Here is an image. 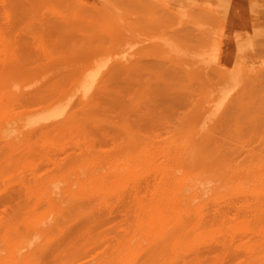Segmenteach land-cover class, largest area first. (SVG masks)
<instances>
[{
    "label": "rangeland",
    "instance_id": "1",
    "mask_svg": "<svg viewBox=\"0 0 264 264\" xmlns=\"http://www.w3.org/2000/svg\"><path fill=\"white\" fill-rule=\"evenodd\" d=\"M7 1H8V4L3 5L4 3H7ZM12 1H14V3H12ZM15 1L16 0H0V2H1L0 4L3 3L2 4L3 6L0 5V9H2V10H0V12H1V14L3 13L4 16H5L4 17L3 15L0 14L1 16H3V17H0V20H1V22L4 20L3 21L4 24L7 23L5 25L2 24L3 22L1 23V26L4 25L5 29H2V27L0 26V31L4 34V36L6 35L5 36L6 38H8V37L11 38V39L8 38L9 40H13L15 38V40L20 39V41H21V39L22 40L25 39L24 41H26V38H27L28 41H31L33 39L30 42V46H31V43L33 44V42H34L35 36H37V34H35V32L38 33L40 31H43L42 27H39V22H41V20L43 22H46L45 20L48 19L47 21L49 23V20L51 18L50 13L48 11H45L46 9H44V10L42 9V4H44L42 1H44V0H38V1L37 0H24L25 2L23 0H19L20 2H22V4H20L22 6L21 8H19L20 7L19 3H18V7L16 6L17 4H16ZM36 1H37V5L34 3ZM45 1H47V0H45ZM58 1L57 0H50L49 6L55 8V9L61 7L60 9H62L63 5L65 4V1L63 0L64 3H61L63 1H60V0H58ZM77 1H78V4L77 3L76 4L78 5L79 9H84L85 7L86 8L90 7V9H88V11H86V12H83L85 10L82 11V13L84 15H87V18L89 20L90 19L97 20L98 23L101 26L108 27L109 29H114V28L117 29V28L123 26V28H122L123 31H124L123 33L124 34L126 33L123 37H128V38L127 39L124 38L123 42L120 43V44L113 43L112 41L109 40V42L102 48V50L100 48L99 49H95L94 48L92 53L90 54L91 56H87L85 59H80L79 58V55L80 56L82 55L81 54L80 45H74L76 47H72L73 45H64V48L56 47V46L52 47V48L49 47L50 48V50H49L50 57L48 56V57L44 58L43 60L38 58L39 59L38 60L36 58L37 57L36 56L35 59H34L35 54L37 55V51H34V52H36V53H34L33 50H29L30 55L28 56L27 54L29 52H27V49H26L27 46H28V44H27V46H25V48H24V49H26V51L25 50L24 51L27 53V54H24L26 56L25 61L28 63V62L31 61L32 58H33L32 60H34V61H31V64H29V65L26 64V62L25 63L23 62L24 63L23 64L24 68H23L22 73L15 74L12 77L11 76L10 77L7 76L5 78V81H4V85L5 86H4V88H6V87L7 88L4 89V90L6 91V93L8 92L7 93L8 96L13 94L12 92H14V91H15L14 93L18 94L17 96L19 98H21L23 96V94H24V96L27 94L21 100L25 102L26 98H28L27 99V103H28L30 98H31V95L33 94V92L35 93L37 90H39V88L42 85H43V90H44V88L46 90V88H47L46 86H48L47 91L49 90L48 91L49 94L46 91H44V93H43L44 99L43 100L48 103L49 99L51 100L50 102H52V101H54L56 99H59V98H61L60 100L63 99L62 102L60 101V103L62 105H60V103L58 102L59 100L56 102V104L58 103V105L60 106V107L58 106V109L60 108V109L64 110V112H66V114H67V112L68 113L70 112L71 114L69 113L68 115L72 116V114H76V113H74L75 110H76V112H77V110H79L77 107L78 106L80 107V105H78V103H79L78 101L79 100L77 101V99H79L78 95H79L80 91H78V90H76V88L72 87V81L76 82L78 77L84 71L87 72V69H88L89 66L91 67V66H94V64H97V67H98V66L101 65V70H103V72H104L109 67L111 62L115 61V59L117 57L121 56V54H122L121 52L125 48H128V50L131 51V52H134V51L138 52V51H142V50H147L148 48L153 47V46L158 47V44H163L164 53L166 51L165 54H167V51H168V53L170 54V57L172 59H174V60L179 62V65H180L181 69H186V67L189 68V65H190V66H192L191 69L195 70L197 72V73L192 74V76L194 78V85L191 87V90H192L193 94L195 95V98L197 99V101H194V104H190V106L188 105V106L185 107L186 110L188 108L191 109L190 112L192 110H195V115L192 116L189 113L188 120H186L185 122H181V123H177L176 119H175L173 121V123H175V124L168 123L169 124L168 126L165 125L168 128L167 129L161 128V129H159V132H158L157 128L154 129L152 127H150V128L149 127H144V126L138 124V121H136L135 126H138L140 128L139 129H134L135 131H132V132L129 133V131H127L125 129H122L121 125H122V122H126V120L134 122L133 120H134V118L136 116L132 119V113L133 112H130V111L129 112H124V111H121V110H115V109H112L109 105H105L103 107V105L106 103V101H105L106 98H101V99H99V101L101 103V106L99 108V113L101 114V116L105 117L106 120H102V122H101L100 118L102 119V117H100V115H97L93 119L89 118L88 117V110L85 109V108H84L83 111L80 109V111L82 112V114L87 113V114H85V116L87 115L86 117H88L87 119H89V120L83 119L85 116L83 115L84 116L83 117L82 114L79 111L76 114L78 116L75 115L76 118L73 115V117H74V118L72 117L73 119L72 118H69L70 120L68 118L64 119L63 121L66 122V120H67V123L62 122V124H66V126L69 127L68 130H70V131L72 130L73 132H75V134H73V132L66 131L67 130L66 126H65L66 128L62 127V128H65V131H63L64 133H62L60 131L61 135L59 134L60 136L57 137L56 142H54V143H56V145H54V143H50L49 144V145H52V146H49V151L51 150L50 153L48 152L49 153L48 154L49 158L46 157L45 159L39 160L36 163L35 166L37 168L36 171L38 172L37 175L46 176V173L49 172V171H52V170H54V171H57V170L61 171L62 170V172H63L64 166L67 163V165L69 167L66 165L67 167L65 166L64 172H66V171L68 172V171L71 170L74 173V174L73 173L69 174L70 178L73 179V178L81 177L82 179L84 178L83 180H86V179H88V177H90L93 174L108 173V175H111L114 170H117V169L121 168L122 166H126V165H131L132 166L133 165L132 167L134 169L136 168L137 171H139L141 175H139L140 176L139 178L131 176V180L128 181L130 184L141 182L140 184L142 186H149L150 185L149 183H151V185H150V187H151V186L156 185L157 181L158 182L162 181L164 184H165V182L168 183L170 181L168 185H171V183H172V185L174 184L175 187H177L179 183H180L179 186L183 183L182 185H185V187H186L187 185H193L195 183L193 181H196V183L194 185L197 186V184L200 182L198 184V186H205V185L207 186L208 185L207 187L210 188L209 192H210L211 196L209 195V192H208L207 195H206V193H205V195L203 194L202 198H200V199L204 198L205 201L208 200L210 202L211 200L215 199V197H216V196H213L214 198L209 199V198L212 197V195H215V194L218 195L220 193L219 196L221 197L222 196L221 192H223V193L226 192L225 195H224V200L223 201L225 202L224 204L228 203L225 200V196L227 195V196L230 197V198L228 197V199L226 198L230 202V204L228 203V205H225L223 207L224 204L222 203L220 205L222 207H220L219 204L222 202V198H223V196H222V198H220L221 202H219L218 200H213L214 201V203H213V201H211L212 202L211 207H213V208L211 209V207H210L209 211H211L213 209H214V211H211V212L208 213L207 211H205V210H207L205 205L202 206L203 202L199 203V202H201V200H198L199 197L196 198V199L193 198L194 199V201H193L194 203H197V205L202 204L201 207H205L204 212H206V213L203 212V209H204L203 208L202 212L204 213L203 214L204 216L202 217V215H201L202 213H198L197 212L196 208H198V207H195V208H193L191 210V212H190L191 214L190 215L192 216L193 214H196L197 216L195 215L196 216L195 218H197V217H199V215H201L199 218L202 221L203 225L208 220L211 221L212 219L215 220L217 218V220L213 221L214 223L211 222L212 223L211 224V229L216 227V233L218 232V235L216 233L215 234L217 235V238L218 237L221 238V239H218V242L216 241L217 239H216V235H214V232H211V236H208V237H206V236H196V235H194L192 237V234H191V236H188V237H184L183 236V237H179L177 239H174L175 241L173 239H171V240H173V243H170V244H171L172 247L175 245L173 247L174 250L172 249L170 244H166V243L163 244V245L161 244L162 247L158 246L157 248H151L153 246H156V244H154V243H156L157 241H160V240H152V241H150V239H147L145 241L144 239H140L141 241L143 240L142 241L143 245H135L134 248L130 252L128 250H126L125 252H122V250H119V253H118V250L115 248V245L117 246L118 241H119L118 238L120 237V236L118 237L117 235L120 234V233L122 234V230L120 229L118 224L121 223V220L123 219V217H121V219H120V216H123V214L121 213V215H120V212H119V215H118V213L115 212L113 214V216L111 217V215H109L108 213L106 215L105 211L99 210L98 212L100 214L102 212L105 213V216L103 214H101L103 217H105V219H103V224H102L104 227L102 225H98V227H99V229H98L97 226H95V228L93 226L92 230H93V232L96 230L97 231L96 233L95 232L91 233L90 232V231H92L91 229L85 230V231L82 230V226L84 224V222H83L84 219L81 218V221H79V222H77L78 220H75L76 222H73L75 226H73L72 225L73 223L70 222L69 223L70 229L68 231H70V230L71 231L69 232L68 236L63 238V240L65 239L64 241H66L67 240L66 238L68 237V239H70L69 237L71 235V240L70 241H72V242L70 243V241L68 240V243H70V246L67 243L68 244L67 246L69 248L72 246L71 249L64 248V246H66V244L64 245V241L62 240V237H60V236L59 237L58 236H53L55 239L56 238L58 239V240L56 239L57 242H55L57 244L54 243L57 246H55L53 244V242L55 240L53 237L50 238V241L51 242L53 241L52 242L53 246L50 245L51 243H50L49 239L47 240L46 238H44V239H46L48 241L47 244H49L51 246L50 247L51 250L49 248L50 252H48V250H46V251L43 252V255H42V252H41V256H40L39 254L35 253L37 250H38V252L40 250L38 248H36V246H34L37 250L35 249L36 250L35 251L34 247H32L33 251L30 252L32 254H29L28 257H27L28 259L24 260L23 263L22 262H20V263L21 264H25L27 261L30 262L31 259L33 260V259L37 258L36 255H39L41 257L40 258L38 256V258L36 259L37 261L35 260V262H38V263H35L34 261H31L30 264H33V262H34V264H40L39 263L40 259L42 260V261L40 260L41 264L42 263L44 264V261L47 262V263L45 262V264H52V262H53V264H59V263L55 262L54 259H56V261H61V260H59L60 258H63L62 259L63 261H61L62 263L63 262L64 263L65 262H69V263H65V264H76V263L77 264H95L96 262H97L96 264H106L107 262H109L107 264H111L110 262H112V264L113 263L115 264L116 263L115 261H117L118 258H119V260H118L119 262H117V264H120V262H121V264H135V263L136 264H142V262H144L143 264H147L148 262H149L148 264H150L151 262H155L156 263L157 261L159 262L158 264H164L165 262H166L165 264H173V263L175 264L176 260H178V262H179V263L177 262L178 264H182V263L183 264L184 263L185 264H189L188 260L191 263L192 259L196 260V261L200 260V261H197V264H198V262L200 264L201 261L202 262L207 261L208 262L207 264H211L212 262L209 263V261L216 259L217 261H215V262L219 263L218 260L220 258H222V260L225 258V260L227 259L226 261H228V262H225V260H223L219 264H227V263H229V264H244L246 262V260H248L249 264H251L250 262H252V264H254V263L255 264H257V263L259 264L260 262L264 261V259L261 258L262 256L264 257V253L260 254V252H259V249L263 248V245H264V240H263V238H264L263 234L264 233H261V231H258V232L254 231L256 226H255V228H253L254 226L252 224H254L255 221H250V222H254V223L251 224L253 227H251V225L248 223L253 231L248 226H245L246 228L244 227L245 230H243V232L240 231L242 229V227H243L242 226L243 223L241 221L242 220L241 217L244 218L245 216H247L248 218L245 217L246 218L245 220H248L249 216L252 215L251 213L255 212L256 208H254V207L250 208L249 206H252L254 204V203L252 204L251 201L255 200V197L259 196V194L255 192L256 196L254 195V198H253V195L250 194L252 192L248 191L249 192V194H248V192H245V193H244V191L238 192V191L233 190V188H231V187H234L231 184L236 183V180H237L236 178H237L238 174L241 173V170H242V173H241L242 176L240 175V177H238V178L242 177V178H244L246 180L245 176L248 177V173H250L252 176L253 175L254 176L257 175L256 178H254V176H253L252 180H251V178L250 179L247 178V181H246L247 182L246 183L247 186L248 185L251 186L250 181L254 182L253 180H256L254 182V187H257L259 184L262 185L264 183V0H96V1L95 0H77ZM31 2L34 5H36V6L34 7ZM39 3H41L40 4L41 6L38 5ZM25 4L28 7L25 6ZM6 5L10 6V7L7 6V8L9 10L6 9ZM1 6H2V8H1ZM24 6H25V8H24ZM3 7H5V8H3ZM26 7H27L28 10L31 7L32 8L30 9V11L27 12ZM36 7L39 8V9H37ZM10 8H15V9H10ZM22 8L24 9V11H23ZM35 8L37 10H39L40 12H38ZM34 9L36 11H34ZM41 9L43 10V12L41 11ZM3 10H4V12H3ZM14 11H16V13L17 12L18 13L16 14V13H14ZM31 11H32V13H31ZM33 11H34V13H33ZM24 12H26V13H24ZM29 12H30V14H29ZM35 12L36 13L38 12V13L36 14ZM12 13L15 14L14 17L11 15ZM32 14H34V15H32ZM11 17H13V18H11ZM45 17H46V19L44 20ZM7 18H9V19H7ZM10 19H12V20L14 19L15 21L14 20L11 21ZM9 21H11V23L13 22L12 24H14V23L16 24V25L14 24V26H13L14 28L11 30V31H13L12 33H10L11 31L9 32V30L11 29L10 28L11 26H9V23H10ZM11 23H10V25H12ZM6 25H8V27ZM4 26H3V28H4ZM5 30H6V33H5ZM14 32H15V35L19 34L20 36L17 35V37L18 36L19 37L16 38L15 35L14 36L12 35V37H10L11 36L10 34H14ZM44 34H45V32H44ZM7 35H10V36H7ZM45 36H47V35H45ZM24 37H26V38H24ZM29 37H31L30 38L31 40L29 39ZM55 40L56 39L53 38L51 42H54ZM17 41H19V40H17ZM24 41H21V42H24ZM34 46L35 45L33 44V46H31V47H34ZM83 47H85V46H83ZM30 48H28V49H30ZM174 48H175V50H173ZM0 49L1 50L3 49V45L1 44V41H0ZM31 49H33V48H31ZM60 49H62V50H60ZM177 49H179L180 52H177L176 51ZM31 51H32V53H34L33 54L34 56H31V54H32ZM207 55H210L211 57L207 56ZM201 56L203 57L204 61L208 60L209 61L208 63H210V64H208V66L206 68L204 67L206 70L203 67H201L203 65L202 63L204 62V61L202 62L201 61L202 59L199 58ZM28 57H30V58L32 57L31 59L29 58L30 61H28V59H27ZM214 58L216 60H218V61L223 62V63H218V61H217V63H214L215 62ZM198 59H201V60H198ZM210 59L211 60L214 59V62L212 61L214 64L212 62H210L211 61ZM41 60H42V62H41ZM51 60L54 62L52 64L53 66H51V62H52ZM54 60L56 62L60 60V63L59 62L56 63ZM34 62H36L37 64L35 63L34 66H33ZM38 62H39V64H38ZM40 62H41V64H40ZM186 62H188V63H186ZM189 62H191V64ZM194 62H195V65H194ZM217 64H220L221 66L220 65L217 66ZM38 65H39L40 69H39ZM54 65H56V66L59 65V66H62V68H64V67H66V68L64 70H62V68H61V70H60V67L58 66L59 68H55V70L57 69L56 72L53 71V69L51 68L50 69L51 73H47V72H49V71H47V70H49V67L50 66L54 67ZM26 66H28V67H26ZM45 66H47V67H45ZM196 66L198 67V70H197ZM41 68L43 70H45V72L47 73V76H46V73ZM193 68H196V69H193ZM224 68L228 69V71H223ZM152 69H154V68H152ZM203 69L205 70V72H204ZM59 70H60V72H62L61 74L64 75V76L61 75L59 77L60 78L61 77L62 78L65 77V78H67L66 79L67 81H65L64 79H63V81H61L62 79L59 80V78H57L58 75L60 74L58 72ZM40 71H43L44 73L41 72V74H45V75L41 76L40 73H39ZM63 71L64 72H68V73H66L67 75L64 74ZM54 72H55V74L57 73V75H55ZM17 75H19L20 79L19 78L17 79V77H18ZM65 75L68 76V77H66ZM206 75H208V76H206ZM39 76L42 77L43 80ZM14 77H15V79L17 81L14 79ZM33 77L35 79H38V80L41 79L40 81L41 82L43 81V82L41 83L38 80H36V82H35V79H34V83H33L32 82L33 80H31V79H33ZM49 77H52V80ZM73 77H75V78H73ZM10 79H11V82H12V79H14L16 81V82H12V83H15V84H13V86L11 85L12 83L10 84ZM48 80L51 81L50 82L51 85L48 83L49 82ZM57 80H58V82H57ZM64 81H65V83H64ZM69 81H70V83H69ZM31 82H32V84H30ZM46 82H47V84H46ZM16 84H19V85L17 86ZM44 84H46V85H44ZM48 84L50 86L53 85V87H49ZM22 85L23 86L27 85V86L23 87ZM64 85L66 86V89L64 87H63L64 89L62 88V86H64ZM58 86L61 87V88H59ZM34 87H36L37 90ZM70 87H71V89L74 90L73 93L71 91H70L71 93H69ZM53 88H56V89H53ZM58 88H59V90H58ZM9 90L11 92H9ZM16 90L18 91V93L16 92ZM50 90L51 91L53 90V92L55 91L54 92L55 94L59 93L56 96V98H54L55 96L53 97V95L51 94L52 92L50 93ZM62 90H64V92ZM94 90H95V88L93 87V89L91 91L93 92ZM56 91H58V92L56 93ZM59 91H61V92H59ZM228 91H230V93L227 96L226 93H228ZM65 93H69L68 94L69 95L68 102L70 101L69 98H71V97L75 98V99L77 98L76 100L75 99L74 100L71 99L72 102L73 101L75 102L74 105H76V109L72 108V107H75V106H73L74 102L73 103L71 102L70 104H68V102H66L65 98H67V97H66ZM16 94H13V95L15 96ZM29 94H30V96H29ZM74 95H76V97ZM221 95L222 96L225 95L226 98H224L225 100L224 99L222 100V104L219 106V108H218L219 110L217 111V114L213 118H211V121L208 122V123H205L204 127H202V125H200L201 123H204V122L200 121L199 123L196 124L197 117L201 119L202 115L204 114L206 109L209 108L210 105H212L214 103V99L215 98L217 99V97L219 98ZM48 96H50V97H48ZM222 96H221V98H222ZM11 98H14V97L12 96ZM15 98H14L13 102L11 103L13 105L12 106V109H13L12 113L16 114V112H17L19 114L21 112V113H23V115L29 114V113H32V111L34 112V109H36L39 106L38 104H37L38 106H36V103H34L32 101V103H29V104H31L32 106L35 104L33 107L32 106L30 107L29 105L23 106V104H21V107H20L19 103H22V102L16 100L17 98L16 99ZM15 102H19L18 103L19 105L17 104L18 107L16 106ZM27 103L25 102V104H27ZM39 104H42V103H39ZM43 104H45V103L43 102ZM64 105H67V106H64ZM55 106H57V105H54L53 107H55ZM70 106H71L72 110L74 111L73 112L71 110L73 113L70 111ZM19 107L20 108L23 107V108L20 109ZM17 108H19L20 110L17 109ZM30 109H32V110H30ZM86 110H87V112H86ZM84 111H85V113H83ZM63 116H65V115H63ZM77 117L81 118L82 121H84L86 123L88 122V125H90L91 127H88V126L84 125L86 123H84V124L82 123V124H78L79 126L77 125V127H78L77 128L76 127V123H75L76 122L75 119L79 120ZM94 119H95L96 123H94ZM97 119H99V120H97ZM73 120H74V122H73ZM89 121H90V123H89ZM92 121H93V123H92ZM68 122H70V124H72V125L74 124L75 128H74V125L72 126V125L69 124V126H68L67 125ZM236 123H237V125H236ZM95 125H97L98 127L95 126ZM83 126H86V127H83ZM49 127L50 126L47 127L48 130L46 129L47 131H49ZM80 127L84 128L85 132H83V133L85 135L82 133L83 129L80 128ZM53 128L55 129V127H53ZM53 128H52V126L50 127L51 130ZM62 128L60 126L61 130H62ZM87 128H88V130H87ZM103 128H105L107 130L106 131L107 135H106V132H105V134L104 133L102 134V133L99 132V130L100 131L101 130L105 131V129H103ZM143 129H144V131H143ZM136 130H140V131H136ZM51 132L49 134L50 135L52 134L51 136H54L55 135V131L52 132V133ZM66 132L69 135L68 134L65 135ZM91 132H94L95 134L96 133L97 134L100 133L101 134L100 135V139L98 137H95V134H92ZM155 132H157V133H155ZM31 133L34 134L32 131H31ZM90 133H91V135H89ZM77 134H79V135H77ZM86 134L88 136H92L93 138L95 137L94 139L97 138L98 143H97V140L93 141L92 137L88 138V136H86ZM75 135L78 136V137L75 138ZM103 135L107 136V139ZM125 135H126V138L129 137V138H127V140H125V138H123V136H125ZM135 135H137V137H139V138H136ZM37 136L38 135H34V137L33 136L32 137H33V139L39 138ZM67 136H69V137H67ZM83 136L85 138H83ZM101 136H103L106 141L108 140V142H106L104 139H103L104 140V142H103V140H101V138H103V137H101ZM108 136H109V138H108ZM145 136L146 137L148 136L147 137L148 142L146 140L144 141ZM173 136H175L177 138H175ZM65 137H66V139H64ZM80 137H82L83 139L80 138ZM140 137L143 140L142 142L140 140ZM171 137H173L174 139L171 138ZM113 138H115V139H113ZM155 138H156L157 142L154 140ZM89 139H90V141L92 140L91 141V145H90V142L88 141ZM120 139H121V141H119ZM168 139L171 142H169ZM176 139H178V140H176ZM62 140H64V141H62ZM78 140H79V143H77ZM85 140H87L88 143ZM109 140H111L112 142L109 141ZM66 141H67V143H66ZM151 141H152V143H150ZM193 141L195 142V144H194ZM68 142H70L72 145H73V143H75V145L71 146V144L68 143ZM100 142H103V143L101 144ZM109 142H111V144L116 142V144H113L114 146L110 147L111 144ZM191 142H192V145H191ZM65 143L67 144L65 146L68 149L72 148L73 151H72V149L69 151L64 146ZM94 143H97V144H94ZM106 143H108V145L109 144L110 145L108 146ZM140 143H142V144H140ZM145 143L147 144V146L144 147ZM149 143L151 144V147H148V146H150ZM203 143H204V147H203ZM99 144H101L102 147L106 146L105 147L106 149L102 148ZM118 144H120V145H118ZM98 145H99V147H98ZM132 145H134L133 147H135V146L136 147L133 148ZM161 145H163V146H161ZM184 145L185 146L187 145L189 149L187 147L185 149ZM58 146H60V147L62 146L61 150L59 149ZM96 146H97L98 150L96 149ZM63 147H64V150L62 149ZM74 147H75V149H74ZM107 147H109V148H107ZM183 147H184V149H183ZM145 148H146V150H145ZM149 148H151V149H149ZM155 148H156V150H155ZM58 149H59L60 152L58 151ZM65 149H67V150H65ZM173 149H175V150H173ZM190 149H193V150H190ZM196 149L198 151L201 149L200 153L202 152L201 155H203L204 158L206 157L205 159L207 161H210V158H211V161H210L211 165L210 164H208L209 166L208 165L207 166L202 165V162L198 161V160H200V158H199L200 155L199 154H198L196 159L194 158L195 160H197L198 158L199 159L197 160V162L195 164L193 163L194 162V160H192L193 156H192V154L189 155V153H191L190 151H194L193 153H195V155H197L196 154ZM202 149H204L205 151H206V149H207V151L209 149V152L211 151V155H209V152H206V153H208L207 156L204 155L206 153H204L205 151H203ZM84 150H86V151H84ZM89 150L90 151L92 150L91 151L92 154H91V152ZM147 150H149V151H147ZM160 150H162V151H160ZM182 150L184 152H185V150L188 151V153H187V151L185 152V155L188 154L187 157H184L185 160L183 159V157L178 159V156H180V152H182ZM61 151H62V153H61ZM76 151L80 152V154L77 153ZM171 151H172V153H171ZM81 152H82V154H81ZM89 152H90V154H89ZM147 152L148 153L150 152L151 154L150 153L148 154ZM158 152H160V153L158 154ZM161 152H164V154L162 155ZM167 152H169V154L171 153L172 157L169 156L167 154ZM64 153H65V155H64ZM53 154H54V156H53ZM72 154H74V157H72ZM156 154L158 156L161 155L160 158ZM177 154H178V156H177ZM214 154H215V156H212ZM62 155H63V157H62ZM149 155H152V157L153 156L154 157L152 158ZM174 155H176V156H174ZM58 156H60V158ZM65 156H67V158H66L67 160L65 159ZM75 156H77V157H75ZM134 156H136V157H134ZM139 156H141L140 159H139ZM162 156H163V158H162ZM169 157H170V159L171 158L172 159L171 160L168 159ZM149 158L151 160H149ZM164 158H166V160L168 159L170 161L174 160L173 158H175V159L177 158L179 161L176 159L178 162H176V160H175V162L176 163L180 162V165L179 164L178 165L175 164V162H173V161H172L173 164L165 163L166 161H164L165 160ZM186 158H188V159H186ZM63 159H64V162L62 161ZM68 159H69V161L70 160L71 161L69 162ZM155 159H158V160L161 159L162 160V161L161 160L160 161H161V164H164V167H163L164 169H161L162 167L161 168L159 167L160 163L158 164V160L156 161ZM216 159H220V160H218L219 163L217 162ZM56 160H58V161H56ZM138 160H139L140 163L139 162H135V161H138ZM220 161H221V164H220ZM227 161H228V163H227ZM47 162H49V163H47ZM62 162L64 163V165H63ZM147 162H149V163H147ZM181 162L185 164V165L183 164L184 165L183 167H180L182 165ZM203 162H205V160H203ZM70 163L72 164L71 166H70ZM224 163H226V164H224ZM166 164H168V165H166ZM187 164H189V165L186 166ZM204 164H206V162ZM51 165H53V166H51ZM99 165H101L102 167L99 166ZM222 165L226 169L227 168L228 169L225 171V168H223ZM226 165L229 166V167H226ZM161 166H163V165H161ZM167 166L168 167L170 166L169 167L170 170L168 169ZM174 166H175V168H174ZM204 166H205V168L207 167L208 171L210 169L211 171L213 170L214 172H210L211 173L210 175L208 174V175H205V177H204V173L208 172V171L202 170L204 168ZM157 167H159V170L161 169L163 172L160 173L161 170L158 172ZM179 167H180V169H179ZM220 167H221V169H220ZM74 168H76V169L74 170ZM184 168H188V169H184ZM38 169H40V170H38ZM67 169H69V170H67ZM181 169L182 170L184 169L183 171H186L185 173H188L189 176H191L190 173L193 174L195 172L193 174L194 176L193 177L191 176L192 178L189 177L188 174L186 175L188 178L185 177V176H181V175H183ZM193 169H195V170H193ZM200 169H201V171H204V172H202L203 174L201 173ZM215 169H218L219 173ZM244 169H245L246 172L244 171ZM192 170H193V172H192ZM222 170H224V171H222ZM230 170H231V172H230ZM247 171H248V173H247ZM156 172H158V173H156ZM185 173H184V175H185ZM199 173H201V174H199ZM212 173H214V174H212ZM220 173L223 174L224 176L221 175ZM167 174H169V175H167ZM231 174L232 175L234 174L235 176L233 175V177H231L232 176ZM236 174H237V176H236ZM250 174H249V177H252ZM180 176L182 177V179H181ZM209 176H211V177L208 178ZM8 177H11L10 179L9 178L8 179L15 186V183H14V180H13L14 177H13V179H12L11 175H9ZM145 177H147L148 179L145 178ZM178 177H179V179L182 180V182L180 180H178ZM196 177H197V180H194V178H196ZM213 178H216L217 181L218 180L221 181V179H222V181H224L226 179L225 180L226 182L225 181L223 182L224 185H226L228 183V180L231 179V178L232 179L235 178L236 180L234 179L235 182H231L232 180H230L229 181V186H228V184H227V188L223 186V189H224L223 190L222 189L223 183L221 184L222 181L220 182V184H221V186H220L221 189H220L219 188L220 184L218 185L219 181L216 182V179H213ZM242 178L238 179V180L239 181L243 180ZM168 179H169V181H168ZM198 179H200L199 182H198ZM201 179H203V181H206L207 179H210L209 182H211L212 185L207 184L208 180L206 181V183L204 182L205 185L204 184L202 185ZM212 179L214 180V182L216 184H213L214 182L211 181ZM142 180H144L146 182V184ZM177 180L180 181V182H178ZM248 180H250V181H248ZM191 181L193 182V184L190 183ZM184 182H186V183H184ZM188 182H189V184H187ZM238 182H237V185L239 184ZM241 182H243V181H241ZM256 182L257 183L261 182V183H259L257 185ZM255 183H256L257 186L255 185ZM143 184H145V185H143ZM244 184H245V182L242 183V185H244ZM215 185L218 186L217 188L220 189L219 190L220 192L219 191L216 192L218 189L215 187ZM10 186L8 187L9 188V193H6V192H8V190H6L4 192L0 191V193L2 192L1 193L2 195L0 194V197L1 196L3 197L2 199H0L1 200L0 202L2 204L5 203L4 199H8L6 197L8 195L10 196L13 192H14L13 193L14 197H16V198L20 194L19 190L14 189V186L12 187L11 184H10ZM240 186L238 185L237 187L238 188H242L243 187V186L242 187H240ZM247 186L245 188H249L250 187V186L249 187H247ZM251 187H253V186H251ZM263 187H264V184L262 186L259 185L258 188H255V189L252 188L253 189L252 191H255L257 189L258 191L260 190L262 192L263 191L262 190ZM10 188H11L12 191L10 190ZM213 188H215L214 189L215 192H214ZM230 188L233 191H235V192L234 193H230L229 192V191H231ZM238 188H236V184H235V188L234 189H238ZM228 189H230V190H228ZM243 189L244 188H242V190ZM238 190H240V189H238ZM247 190H249V189H247ZM143 191H142V194H141V198H142V195L144 196V198H142V199H145V198L149 199V198L152 197V193H151L152 191L151 192L149 190H143ZM211 192H214V194L211 193ZM3 193H6V194L3 195ZM143 193L147 194V195L145 196ZM227 193H229L230 195H228ZM208 195H209V197H208ZM263 195L264 194H262L260 196H262L263 200H264V196ZM4 196H6V197L4 198ZM219 196H217V197H219ZM259 198H261V197H257V199H258L257 203H259V200H260ZM7 201L8 200H6V204L9 203V202L7 203ZM205 201H204V203L207 204V202H205ZM216 201H217V203L219 202V204H217L218 206L215 203ZM255 201H253V202H255ZM261 201H262V199L260 200V203H261ZM211 202H210V204H211ZM248 202L250 203L249 206H247L249 204ZM231 203H232V205H231ZM70 204L71 203H69V205H68V211H69V209L72 210L73 209L72 207H74L73 204L72 205H70ZM210 204H208V205L210 206ZM209 206L207 208H209ZM246 206L249 207V208L247 209ZM3 207H5V209ZM2 208L4 209L3 212L5 214V210L8 207H6L5 204L2 207L0 206V212H1L0 216H2L1 214H3L2 211H1V210H3ZM224 208L228 209L227 211H229L231 209L228 213H229V215H231L230 217L233 218V221H232V219L229 216H226L227 215L226 214L227 211ZM194 209H196V211ZM199 209H200V207H199ZM219 209H220V211H219ZM250 209L252 210L251 212L249 211ZM8 210H10V208L7 209L6 211H8ZM71 210L69 212H67V213L71 217H73L72 213H71ZM217 211H219V212H217ZM8 213H9V211H8ZM207 213L209 215L211 213L212 219H211V217L209 218V216H207L208 215ZM6 215H7V212H6ZM116 215H117V217H116ZM220 215L222 217L223 216L225 217V218H222V220L224 219L226 222L228 220V223L224 224V226L226 228L225 229L226 232L223 229V231H224L222 233L223 236H221L220 232H222L221 228H224V227H222L223 224H222V226L220 224H221V222L223 223L225 221L221 220V216ZM205 216L207 217V220H206V218L204 219ZM218 216L220 217L219 219H218ZM226 217L230 218L231 222H229V219H226ZM115 218H118V219H116L117 222L115 221ZM108 219H110V220L108 221ZM113 220L115 222H113ZM218 220H220L221 222L218 221ZM111 221L113 223H111L109 225L108 222H111ZM217 221L220 222V223H218ZM248 221H246V222H248ZM215 222L217 223V226L220 225L219 227H221V228L215 226L216 225ZM232 223H234V225H235V223H238V225L234 226ZM229 224L230 225L232 224L231 226H229L230 228L226 226V225H229ZM116 225L118 226V229H117ZM243 225H245V224H243ZM106 226H108V228L110 226H112V227H110L111 230H113L112 228L116 227L115 228L116 230L112 231L113 233L115 232L114 233L115 235L114 234H107L106 233L107 229H105L106 231L104 230L105 231V233H104V231H102V230H103V228H107ZM79 227H80V229H79ZM96 227H97L98 230L96 229ZM76 229H79V230L76 231ZM80 230L82 231V233H78ZM228 230H229V234L231 233L230 236L227 234ZM119 231H120V233H119ZM99 232L102 233V235H100L101 237L104 235L103 236L104 238L102 237L103 239L99 238V236H98ZM107 232H109V231H107ZM73 233H76V234H79V235L81 234L80 236L78 235L79 239H76L77 236H75L76 234H74V236H75L74 237ZM84 233L87 234L89 236V238H90V236H92V234H93V236H92V238H90L88 240V237L86 238ZM225 233H226V235H225ZM258 234L262 235V239H260L261 240L260 243H259V239H258V243L255 242L256 241V237L255 236H257V238L258 237L261 238V235L258 236ZM105 235L107 237H105ZM188 235H190V234H188ZM81 236H82V239L80 238ZM185 236H187V235H185ZM236 236H237V240H235ZM253 236L255 238V241H254V238H252ZM97 237L100 239L99 241L96 240V239H98ZM111 237H115L113 239H116L115 240L116 243H115V245H113V247H112V244H114V241H113V239H111ZM59 238H61V239L59 240ZM73 238L76 241H73L74 240ZM105 238H109V239H107L109 241H108V243L105 242L107 244L104 245L103 242H104V240H106ZM187 238H188V240H187ZM214 238L216 240L215 241L214 240L211 241ZM226 238L228 240H225ZM84 239H86V240H84ZM91 239H95L94 241L96 243L90 241ZM167 239H169V238H167ZM182 239H183V241H182ZM184 239H185V241H184ZM102 240H103V242H102ZM252 240L254 241V243L260 244V246L257 245L256 248H255V246H252V244H253L251 242ZM58 241L63 242L64 246L62 245V243H61V245H59ZM85 241H87L89 244L88 243H87L88 245H86V244L84 245L83 244L85 249L82 248V253L86 254V252H88L87 253L88 255L86 254L84 256L83 254H80L81 253V249L80 250H78V249L82 247L81 244L84 243ZM164 241L166 242V239ZM203 241L205 242L206 246H205ZM227 241H228V244H227ZM248 241H250V242H248ZM75 242H76L77 245L79 243V245H81V247L78 248L79 245L77 246L75 244ZM219 242H222V243L225 244V245L222 244L224 248L222 247V245ZM246 242H248V243L246 244ZM174 243H176V244H174ZM193 243L195 245H193ZM196 243H197V245H196ZM211 243H214L215 245L217 243V245L213 247L214 244H211ZM232 243L234 244V246H232L233 245ZM244 243L246 245H248V246L245 245L246 247H244V245H243ZM208 244H210L209 248H210V246H212V249L214 251L208 248V246H207ZM240 244H241V246H240ZM226 245H228V246H226ZM253 245H255V244H253ZM60 246H63V249H60L61 248ZM100 246H102V247H100ZM109 246H110V248H109ZM168 246H170L171 252L168 251V249H169L168 248L167 252H166L167 255H166L164 251L162 252V250H163V247L167 248ZM188 246L190 247V249L193 248L192 254L190 253L191 250L189 249ZM73 247H75V249ZM185 247L187 248V250H186ZM243 247H244V249H243ZM247 247H248V250L246 249ZM257 247L259 248L258 250H256ZM92 248H93L94 252H92V250H91ZM111 248H114V250H111ZM179 248H182V250L179 249ZM183 248H185V250ZM225 248H227V249L229 248L230 249V250L226 249L227 253L226 252L224 253V251L222 252V254L224 253L225 255H222V254L218 253L219 250L221 252V250H225ZM55 249H57L56 250L57 252L55 251ZM76 249L78 251H80V252L76 251ZM148 249L149 250L151 249L150 252H151V254H154V256L150 255V252H149ZM153 249H156V250L159 249L158 251H160V249H161V253H159L157 251V254L160 255L159 258L157 257L159 255H155L154 251H156V250H153ZM194 249H195V251H194ZM240 249H242L243 251H241ZM1 250H4V249L0 248V251ZM90 250H91V253H89ZM104 250H107V252H105ZM178 250L180 251L179 257H178V253H179ZM209 250H210V252H209ZM262 250H263L262 252H264V248ZM137 251H140L139 256H137L135 254V253H137ZM173 251H174V253H173ZM185 251H188L189 253L185 252ZM248 251H252V252L256 253V255H259V256H257V257L255 256L254 257V255H252V254L249 255V253H251V252H248ZM260 251H261V249H260ZM8 252L9 251H7V250L5 252L4 251L0 252V256L2 254H3V256L5 255L4 256L5 258H3V256L0 257V258L5 259V260L1 259L3 261H1L0 264H13L12 263L13 262L12 259H10V252L9 253ZM109 252H111L110 255H108ZM115 252L118 253V255L116 254V256H114ZM235 252H237V253H235ZM245 252H248V253H245ZM4 253H6V254H4ZM50 253H51V255L47 256ZM78 253H79L80 256H78ZM163 253L165 254L166 257L164 256ZM171 253H173V254H171ZM182 253L183 254L186 253L188 255V257H187V255L186 256L183 255L184 257L182 256L183 257L182 258L180 256V255H182ZM197 253H199V254H197ZM100 254H101V256H100ZM130 254L133 255L134 257L132 258ZM194 254L195 255L197 254V255L195 256ZM211 254L213 256H216V255L217 256L213 257ZM226 254H228V255L231 254L230 257H231V259L233 261H234V257L235 258L238 257V258H236V260L234 262L230 263L229 259H228L229 256L228 255L226 256ZM234 254H238V255L236 256ZM149 255L152 258H154V260L155 259H158V260L154 261ZM162 255H163V257H162ZM198 255H200V256L202 255L203 258L198 256ZM31 256H33V257L31 258ZM42 256H43V259H42ZM97 256H99V257H97ZM123 256L125 257V262H124V257ZM155 256L157 258H155ZM167 256H168L169 259L167 258ZM210 256H211V258H210ZM249 256H252V257H249ZM66 257H68V258L65 260ZM76 257L77 258L79 257V259H77V261L79 263L76 261ZM86 257H87V259H86ZM92 257H94V258H92ZM106 257H109V258H106ZM180 257L183 259L182 262H181V258ZM197 257H198V259H197ZM207 257L209 259H211V260H209ZM248 257L250 259H248ZM71 258H72V261L70 260ZM83 258H85L84 261L82 260ZM163 258H165V259H163ZM176 258H178V259H176ZM187 258H188V260H187ZM251 258L254 259V260H252ZM126 259H127V262H126ZM132 259H134V262H133ZM159 259H162V261L161 260L159 261ZM166 259H168V262H167ZM231 259H230V261H232ZM261 259H263V260H261ZM50 260L52 262H49ZM150 260H153V261H150ZM103 261H105V262L103 263ZM128 261H130V263ZM29 262H28V264H29ZM145 262H147V263H145ZM202 262H201V264H202ZM205 263L206 262H204V264ZM193 264H194V262H193ZM213 264H214V262H213ZM262 264H264V263L262 262Z\"/></svg>",
    "mask_w": 264,
    "mask_h": 264
},
{
    "label": "bare ground",
    "instance_id": "2",
    "mask_svg": "<svg viewBox=\"0 0 264 264\" xmlns=\"http://www.w3.org/2000/svg\"><path fill=\"white\" fill-rule=\"evenodd\" d=\"M24 1V0H23ZM38 1V0H37ZM37 1L36 2H34L36 5H37ZM58 1V0H57ZM60 1H63V0H60ZM65 1V4L63 5V7H62V9H60V8H57V9H55V8H53V7H50L49 6V2H50V0H47V1H42L44 4H42V9L44 10V9H46L45 11H48L49 13H50V16H51V18H50V20H49V23H48V19L47 20H45L46 19V17L44 18V20L46 21V22H43L42 20H41V22H39V27H42V30L43 31H40V32H38V33H36L35 32V34H37V36H35V38H34V42H33V44L35 45L34 47H31V46H33V44L31 43V46H30V42L33 40H31L30 38L31 37H29V39L31 40V41H28L27 40V38L26 37H24V38H26V41H24L25 39H21V41H24V42H21L20 41V39H17V40H19V41H17V40H15V38L13 39V40H9V39H11V38H6L5 36H4V34L0 31V41H1V44L3 45V49L1 50L0 49V191H6V190H8V192H6V193H9V186H10V184L12 185V187L14 186L13 184H12V182H10V178L11 177H8L9 175H11L12 176V179H13V177H14V183H15V186H14V189H17V190H19V196L16 198V197H14V192L9 196H4V198L6 197V198H8V199H4V201H5V203H1L0 204V206L2 207V206H4V204L6 205V207H8L7 209H9L10 208V210H8L9 211V213H8V211H6L5 210V214H4V209H5V207H3L2 209L3 210H1L2 211V213L3 214H1L2 216H0V248H2V249H4V250H1L0 252H2V251H9L10 252V259H12V263L13 264H19L20 262H22L23 263V261L24 260H27L28 258V255L29 254H32V253H30V252H32L33 251V249H32V247H34V246H36V248H38L40 251V253L38 252V250L34 247V250L36 251L35 253L36 254H39L40 256H41V252H42V255H43V252L44 251H46V250H48V252H50L49 251V248L51 247L50 245H52L53 246V244L55 243V242H57V240L53 237V236H60V237H62V240H63V238L64 237H66V236H68L69 235V232L71 231H68L69 229H70V225H69V223L70 222H76L75 220H78L77 222H79V221H81V218L82 219H84V224H83V226H82V230L83 231H85V230H89V229H91L92 230V227L94 226V228H95V226H97L98 227V225H102L103 224V219H105V217H103L101 214H103L104 216H105V213H99L98 211L99 210H102V211H105L106 212V215H107V213L109 214V215H111V217L113 216V214L115 213V212H117L118 213V215H119V212H120V215H121V213L123 214V216H120V219H121V217H123V219L121 220V223H119L118 224V226L120 227V229L122 230V234L120 233V231H119V233L121 234H118L117 236L119 237L118 238V244H117V246L115 245V240L116 239H113V238H115V237H111V239H113V241H114V244H112V247H113V245H115V248L118 250V253H119V250H122V252H125L126 250H128L129 252L134 248V246L135 245H143V240L141 241L140 239H144L145 241L147 240V239H150V241H152V240H160V241H155L156 243H154V244H156V246H153V247H151V248H157L158 246H161V244L163 245V244H170V243H173V240L174 239H177V238H179V237H188V236H191V234H192V237L194 236V235H196V236H206V237H208V236H211V232H214V235H218V232L216 233V227L215 228H212L211 229V224L212 223H214L213 221H215V220H217V218L215 219V220H213L212 219V217H211V213H210V215L208 214L209 212H211V211H214V209L213 210H211V211H209V209H210V207H211V205H212V202L211 201H213V200H218L219 202H221L220 201V198H222V196H223V198H222V202L219 204V202L217 203V201L215 202L216 203V205L217 204H219V206L223 203H225L223 200H224V195H225V193L226 192H221V194H222V196L220 197L219 196V194L218 195H212V197L211 198H209V199H212V198H214L213 196H216L215 197V199H213V200H211L210 202H211V204H210V202L207 200V201H205V199L203 200V199H200V198H202V196H203V194L205 195V193H206V195L208 194V192H209V190H210V188H208L205 184H204V182L206 183V181L208 180V183L207 184H209V185H212V183L211 182H209V180L210 179H207L206 181H203V179H201V181H202V185L204 184L205 186H198V184L200 183L199 181H200V179H198V184H197V186L196 185H194L195 183H196V181H193V182H195L194 184H193V182L191 181L190 183H192L193 185H187V184H189V182L186 184L187 186L185 187V185H180L179 186V184H178V186L177 187H175V185L173 186L172 185V183H171V185H168L169 184V179H168V183H166L165 182V184L162 182V181H160V182H158L157 181V184L156 185H154V186H151L150 187V185H151V183H149L150 185L149 186H142L140 183L141 182H137V183H134V184H130L128 181L129 180H131V176H134V177H136V178H139L140 176L139 175H141L140 174V172L139 171H137V169L135 168H133L131 165H126V166H120L121 168H119V169H117V170H114L113 171V173L111 174V175H108V173H98V174H93V175H91L90 177H88V179H86V180H83L81 177H77V178H70V175L69 174H71V173H73L71 170L70 171H66V172H64V170H65V166L67 165V163L65 164V166H64V170H63V172H62V170L61 171H54V170H52V171H49V172H47L46 173V176H44V175H37L38 174V172L36 171L37 170V168H36V163L39 161V160H42V159H45L46 157H48V154L50 153V151H49V146H52V145H49L50 143H54V142H56V140H57V137H59L60 135H61V132L62 133H64L63 131H65V128L67 127L66 126V124H62V122H64L63 120L64 119H66V118H72L73 117V115H74V117H75V115L77 114V112L79 111L81 114H82V112L80 111V109L83 111L84 110V108L85 109H87L88 110V117L89 118H91V119H93V118H95L97 115H100V117H102V119L100 118V121L102 122V120H106V118L105 117H103V116H101V114L99 113V108H100V106H101V103H100V101H99V99H101V98H106V103L103 105V107L105 106V105H109L112 109H115V110H121V111H124V112H133L132 113V119L134 118V122H131V121H129V120H126V122H122V125H121V128L122 129H125V130H127V131H129V133L130 132H132V131H135L134 129H139L140 127H138V126H135V123H136V121H138V124H140V125H142V126H144V127H152V128H154V129H156L157 128V130H158V132H159V129H161V128H165V129H167L168 127H166V126H168L169 124L168 123H173V121L176 119V122L177 123H181V122H185L186 120H188V118H189V113H190V115H192V116H194L195 115V110H192L191 112H190V110L191 109H185V107L186 106H190V104H194V101H197V99L195 98V95L193 94V92H192V90H191V87L194 85V78H193V76H192V74H194V73H197L195 70H192L191 68H192V66H190L189 65V68H187L186 67V69H181L180 68V65H179V62L178 61H176V60H174V59H172L171 57H170V54L168 53V51H167V54H165L166 53V51H165V53H164V46H163V44H158V47H156V46H153V47H150V48H148L147 50H142V51H134V52H131V51H129L128 50V48H125V49H123L122 50V54H121V56L120 57H117L116 59H115V61H113V62H111V64L109 65V67L103 72V70H101V65L100 66H98L97 67V64H94V66H89L88 67V69H87V72L86 71H84L79 77H78V79H77V81L76 82H73L72 81V87H74V88H76V90H78V91H80V93H79V99H77V101L79 102L78 103V105H80V107L78 106L77 108L79 109V110H77V112H76V110H75V112L72 110V108L73 109H76V105H74L75 104V102L73 103L72 102V100H74L75 98H69L70 99V101L68 102V97H69V93H73L74 92V90L73 89H71V87H70V90H69V93H65L66 94V97L67 98H65L66 99V102H68V104H70L71 102L73 103V106H75V107H72L71 108V106H70V111L72 110L74 113H76V114H72V116H69L68 114L70 113H68L67 112V114H66V112H64V110H62V109H58V103L56 104V102L58 101L59 103H60V101L62 102V100H60L61 98H59V99H56V100H54V101H52V102H50L51 100L49 99L48 101V103L47 102H45L43 99H44V95H43V93H44V91H46L47 93H48V91H47V88H48V86H46L47 88H46V90H45V88H44V90H43V85L39 88V90H37V88L36 87H34V88H36V92L34 93L33 91V94L31 95V98H30V100H29V102L27 103V99L28 98H26V103L27 104H25V102L24 101H22L21 99H23V97H25L24 96V94H23V96L21 97V98H19L17 95L18 94H16V93H14V92H12L13 94H16L15 96L13 95V94H11L10 96H8L7 95V93H6V91L4 90V89H6V88H4V81H5V78L7 77V76H14L15 74H19V73H22V71H23V68H24V63L26 62L25 61V58H26V56L24 55V54H27L25 51H26V49H27V52H29V50H33V52L34 51H37V55L35 54V56L33 55L34 53H36V52H34V53H32V51H31V56H34V59H35V57L38 59H44V58H46V57H50V54H49V50H50V48L49 47H61V48H64V45H73L72 47H76V46H74V45H80V47H81V56L79 55V58L80 59H85L87 56H91L90 54L92 53V51H93V49L95 48V49H101L102 50V48L109 42V40L110 41H112L113 43H116V44H120V43H122L123 42V40H124V38H128V37H123L125 34L123 33L124 31H123V26H121V27H119V28H114V29H109L108 27H103V26H101L99 23H98V21L97 20H94V19H88L87 18V15H84L83 13H82V11L83 10H85V11H83V12H86V11H88V9H90V7H85L84 9H79V7H78V1L77 0H64ZM64 1L63 2H61V3H64ZM96 1V0H95ZM5 2V1H4ZM16 2V6L18 7V3H19V8H21L22 6L20 5V4H22V2H20L19 0H16L15 1ZM25 2V1H24ZM40 2V1H39ZM41 2V3H42ZM59 2V1H58ZM1 3V2H0ZM10 3V2H9ZM12 3H14V1H12ZM32 3V2H31ZM41 3H39L38 5L39 6H41L40 4ZM77 3V4H76ZM102 3V2H101ZM3 4V3H2ZM2 4H0V5H2ZM5 4H8V1H7V3H4L3 5H5ZM33 4V3H32ZM2 5V6H3ZM14 5V4H13ZM24 5V4H23ZM36 5H34L33 4V6L35 7ZM2 6H1V8H2ZM7 6L8 5H6V9H8L7 8ZM25 6H27L26 4H25ZM25 6H24V8H25ZM8 7H10V6H8ZM28 7V6H27ZM27 7H26V9H27ZM38 7V6H37ZM36 7V8H37ZM65 7V8H64ZM3 8H5V7H3ZM30 8V7H29ZM32 8V7H31ZM30 8V9H31ZM35 8V9H36ZM10 9H15V8H10ZM18 9V8H17ZM23 9V8H22ZM21 9V10H22ZM30 9L28 10L27 9V12L28 11H30ZM34 9V11H36L37 9H39V8H37L36 10ZM41 9V11L43 12V10ZM0 10H2V9H0ZM9 10V9H8ZM7 10V11H8ZM11 11V10H10ZM23 11H24V9H23ZM34 11H33V13H34ZM38 12H40L39 10H37ZM44 11V12H45ZM3 12H4V10H3ZM37 12V13H38ZM47 12V13H48ZM14 13H16V11H14ZM18 13V12H17ZM16 13V14H17ZM23 13V12H22ZM24 13H26V12H24ZM31 13H32V11H31ZM36 13V12H35ZM36 13V14H37ZM0 14H1V12H0ZM7 14V13H6ZM20 14V13H19ZM29 14H30V12H29ZM1 15H3L4 16V14L2 13ZM0 15V17H3V16H1ZM13 17H14V15L15 14H11ZM22 15V14H21ZM32 15H34V14H32ZM44 15V14H43ZM7 16V15H6ZM5 17V16H4ZM10 17V16H9ZM13 17H11V18H13ZM7 19H9V18H7ZM3 20V19H2ZM6 20V19H5ZM11 21H13L12 19H10ZM4 21V20H3ZM2 21V22H3ZM11 21H9L10 23H11ZM15 21V20H14ZM1 20H0V26H1ZM6 22V21H5ZM8 22V23H9ZM10 23H9V26H11L10 28V30H9V32L14 28L13 26H14V24H12V25H10ZM48 23V24H47ZM2 24H4V22L2 23ZM5 24H7V23H5ZM4 24V25H5ZM4 25H2L1 27H2V29H5V26ZM16 25V24H15ZM3 26H4V28H3ZM7 27H8V25H6ZM116 29V30H115ZM115 31V32H114ZM13 31H11L10 33H12ZM44 32H45V34H44ZM5 33H6V30H5ZM34 33V32H33ZM32 33V34H33ZM9 34V33H8ZM11 35V36H10ZM10 35H7V36H10V37H12V35L14 36L15 35V32H14V34H10ZM17 35H19V34H16L15 35V37L16 38H18L17 37ZM45 35H47V36H45ZM22 36V35H21ZM32 36V35H31ZM23 37V36H22ZM21 37V38H22ZM53 38H55L56 40L54 41V42H51L52 41V39ZM28 41V42H27ZM125 42V41H124ZM27 44H28V46H27ZM162 45V46H161ZM25 46H27V48L26 49H24L25 48ZM31 48H33V49H31ZM83 46H85V47H83ZM131 46V45H130ZM28 48H30V49H28ZM36 49V50H35ZM168 49V48H167ZM25 50V51H24ZM60 50H62V49H60ZM59 50V51H60ZM90 50V51H89ZM173 50H175V48L173 49ZM179 49H177L176 51L177 52H180V50L178 51ZM28 56L30 55V52L27 54ZM25 56V57H24ZM207 56H210V55H207ZM211 57V56H210ZM213 57V56H212ZM218 57V56H217ZM30 57H28L27 59H28V61H30V59L32 58H30ZM199 58H201V59H198V60H201L202 62L204 61L203 60V57L201 56V57H199ZM26 59V60H27ZM33 59V58H32ZM31 59V61H34V60H32ZM38 59V60H39ZM51 59V58H50ZM55 59V58H54ZM206 59V58H205ZM215 59V58H214ZM214 59L213 60H211L210 62H214ZM225 59V58H224ZM42 60H41V62H42ZM223 60V59H222ZM226 60V59H225ZM31 61L30 62H26V64H31ZM47 61V60H46ZM52 61V60H51ZM55 61V60H54ZM85 61V60H84ZM200 61V62H201ZM217 61L218 60H216L215 59V62L214 63H217ZM24 62V63H23ZM41 62H40V64H41ZM56 62V61H55ZM57 62H59L60 63V60L59 61H57ZM56 62V63H57ZM196 62V61H195ZM195 62H194V65H195ZM201 62V63H202ZM209 61L208 60H205L202 64V66L201 67H207L208 66V64H210V63H208ZM212 62V63H213ZM36 62H34L33 63V66H34V64H35ZM54 62L52 61L51 62V66H53L52 64H53ZM62 63V62H61ZM186 63H188V62H186ZM190 64H191V62H189ZM197 63V62H196ZM211 63V64H212ZM213 63V64H214ZM218 63H223V62H221V61H218ZM225 63V62H224ZM37 64V63H36ZM38 64H39V62H38ZM200 65V64H199ZM198 65V66H199ZM218 65H220V64H217V66ZM32 66V65H31ZM49 67V70H47V71H49V72H47V73H51L50 71V69L52 68L53 69V71H55L56 72V70H55V68H59L60 67V70H61V68H62V66H56V65H54V67ZM56 66V67H55ZM221 66V65H220ZM223 66V65H222ZM26 67H28V66H26ZM38 67H39V65H38ZM45 67H47V66H45ZM211 67V66H210ZM35 68V67H34ZM66 67H64V68H62V70H64ZM152 68H154V69H152ZM196 68H197V70H198V67L196 66ZM196 68H193V69H196ZM204 68V69H205ZM39 69H40V67H39ZM42 69V68H41ZM48 69V68H47ZM203 69V70H204ZM43 70V69H42ZM60 70L58 71L59 73V75H58V77L57 78H59V80L60 79H62L61 81H63V79L65 80V81H67L66 79L67 78H65V77H59V76H61L62 74V72H60ZM67 70V69H66ZM200 70V69H199ZM206 70V69H205ZM205 70H204V72H205ZM208 70V69H207ZM44 72H45V70H43ZM43 71H40L39 73H40V75L42 76V75H45V74H41V72H43ZM182 71V72H181ZM223 71H228V69H223ZM43 72V73H44ZM55 72H54V74H55ZM64 72V71H63ZM207 72V71H206ZM46 73V72H45ZM47 73H46V76H47ZM66 73H68V72H64V74H66ZM208 73V72H207ZM206 73V74H207ZM55 75H57V73L55 74ZM54 75V76H55ZM67 75V74H66ZM65 75V76H66ZM18 76V77H17ZM16 77H17V79L19 78L20 79V77H19V75H17ZM52 76V75H51ZM62 76H64V75H62ZM76 76V75H75ZM206 76H208V75H206ZM31 77V76H30ZM40 77V76H39ZM38 77V78H39ZM44 77V76H43ZM66 77H68V76H66ZM72 77V76H71ZM70 77V78H71ZM201 77V76H200ZM40 78H42V77H40ZM49 78H51V80H52V77H49ZM73 78H75V77H73ZM72 78V79H73ZM14 79H15V77H14ZM14 79H12V82H16ZM34 77H33V79H31V80H33L32 82L34 83ZM46 79V78H45ZM14 80V81H13ZM30 80V79H29ZM36 80H38V79H35V82H36ZM41 80V79H40ZM40 80H38V81H40ZM42 80H43V78H42ZM9 81V80H8ZM7 81V82H8ZM46 81V80H45ZM44 81V82H45ZM49 81V80H48ZM54 81V80H53ZM52 81V82H53ZM60 81V82H61ZM65 81H64V83H65ZM11 82V79H10V84L12 83ZM32 82L30 83V84H32ZM41 82V81H40ZM43 82V81H42ZM41 82V83H42ZM51 81H49L48 83L51 85V83H50ZM57 82H58V80H57ZM20 83V82H19ZM67 83V82H66ZM69 83H70V81H69ZM68 83V84H69ZM13 84H15V83H12L11 85L13 86ZM37 84V83H36ZM46 84H47V82H46ZM46 84H44V85H46ZM48 84V85H49ZM10 85V86H11ZM17 86L19 85V84H16ZM28 85V84H27ZM26 85V86H27ZM40 85V84H39ZM49 85V87H53V85L52 86H50ZM57 85V84H56ZM55 85V86H56ZM59 85V84H58ZM67 85V84H66ZM16 86V87H17ZM23 86V85H22ZM25 85L23 86V87H26ZM35 86V85H34ZM57 87V86H56ZM59 87V86H58ZM65 88L66 89V86L64 85V86H62V88ZM68 87V86H67ZM93 87L95 88V90L92 92L91 90L93 89ZM14 88V87H13ZM59 88H61V87H59ZM59 88H58V90H59ZM63 88V89H64ZM20 89V88H19ZM33 89V88H32ZM51 89V88H50ZM53 89H56V88H53ZM18 90V89H17ZM16 90V92L18 93V91ZM25 90V89H24ZM29 90V89H28ZM31 90V89H30ZM73 90V91H72ZM27 91V90H26ZM63 92H64V90H62ZM71 91V92H70ZM9 92H11L10 90H9ZM52 92V93H51ZM55 92V91H54ZM53 92V90L51 91L50 90V93L53 95V97L54 98H56V96L59 94H55ZM58 91H56V93H57ZM59 92H61V91H59ZM29 93V92H28ZM77 93V92H76ZM230 93V91H228V93H226L227 94V96H228V94ZM10 94V93H9ZM20 94V93H19ZM49 94V93H48ZM47 94V95H48ZM55 94V95H54ZM78 94V93H77ZM68 95V96H67ZM71 95V94H70ZM16 97L15 99L16 100H18V101H20V102H22V103H19V102H15L16 103V106H17V104L19 103L20 104V107H21V104H23V106H25V105H29L30 107L32 106L31 104H29V103H32V101L34 102V103H36V106H38L36 109H34V112L32 111V113H29V114H25V115H23V113H17L16 112V114L15 113H12V102H13V100H14V98H11V97ZM29 96H30V94H29ZM75 97H76V95H74ZM222 96V95H221ZM221 96L218 98L217 97V99L215 98L214 99V103L212 104V105H210V107L209 108H207L206 109V111L204 112V114L202 115V118L200 119V118H198L197 117V119H196V124L197 123H199L200 121L201 122H204V123H201L200 125H202V127H204L205 126V123H208V122H210L211 121V118H213L216 114H217V111L219 110L218 108H219V106L222 104V100L224 99V98H226L225 97V95H223L222 96V98H221ZM48 97H50V96H48ZM64 99V100H65ZM72 99V100H71ZM75 99V100H76ZM225 100V99H224ZM45 103V104H43V102ZM64 102V101H63ZM39 103H42V104H39ZM18 104V105H19ZM38 104V105H37ZM64 104V103H63ZM111 104V105H110ZM15 105V104H14ZM35 105V104H34ZM33 105V106H34ZM54 105H57V106H55V107H53ZM60 105H62L61 103H60ZM28 106V107H29ZM32 106V107H33ZM64 106H67V105H64ZM63 106V107H64ZM15 107V106H14ZM18 107V106H17ZM19 107V108H20ZM29 107V108H30ZM57 107V108H56ZM60 107V106H59ZM192 107V106H191ZM19 108H17V109H19ZM23 108V107H22ZM22 108H20V109H22ZM68 108V107H67ZM19 109V110H20ZM18 110V111H19ZM30 110H32V109H30ZM87 110H86V112H87ZM15 111V110H14ZM71 111V112H72ZM31 112V111H30ZM72 112V113H73ZM28 113V112H27ZM83 113H85V111L83 112ZM71 114V113H70ZM79 114V113H78ZM85 114H87V113H85ZM85 114H82V116L84 115L85 116ZM63 115H65V116H63ZM80 115V114H79ZM63 116V117H62ZM76 116H78V115H76ZM81 116V115H80ZM81 116V117H82ZM83 116V117H84ZM87 116V115H86ZM84 117L83 119H85V120H89V119H87L88 117ZM73 117V118H74ZM99 117V116H98ZM72 118V119H73ZM76 118V117H75ZM79 120H76L75 119V123H76V127H77V125L78 124H84V123H86V122H84V121H82V119L81 118H79V117H77ZM70 120V119H69ZM97 120H99V119H97ZM61 121V122H60ZM99 121V122H100ZM73 122H74V120H73ZM72 122V123H73ZM98 122V121H97ZM64 123H67V120H66V122H64ZM89 123H90V121H89ZM92 123H93V121H92ZM94 123H96V121H95V119H94ZM69 124H70V122H68V126H69ZM102 124V123H101ZM133 124V125H132ZM173 124H175V123H173ZM70 125H72V124H70ZM74 125V124H73ZM72 125V126H73ZM84 125H86V126H88V127H91L90 125H88V122L86 123V124H84ZM92 125V124H91ZM166 125V126H165ZM236 125H237V123H236ZM48 126H52V128L53 127H55V129L53 128L52 130L50 129V127H49V131H47L48 130ZM60 126H61V128L62 127H65V128H62V130L60 129ZM79 126V125H78ZM86 126H83V127H86ZM94 126V125H93ZM95 126H97V125H95ZM83 127H80V128H82L83 130H82V133L83 132H85V130H84V128ZM98 127V126H97ZM101 127V126H100ZM68 128L69 127H67V130L66 131H68V132H73L72 130L70 131V130H68ZM74 128H75V125H74ZM78 128V127H77ZM47 129V130H46ZM64 129V130H63ZM91 129V128H90ZM99 129V128H98ZM102 129V128H101ZM103 129H105V128H103ZM54 132L55 131V135L54 136H51L49 133L51 132ZM76 130V129H75ZM87 130H88V128H87ZM95 130V129H94ZM31 131L34 133V134H32L31 133ZM61 131V132H60ZM103 131V132H102ZM107 130L105 129V131L104 130H99V132L100 133H104L105 134V132H106ZM136 131H140V130H136ZM143 131H144V129H143ZM146 131V130H145ZM156 131V130H155ZM51 132V133H52ZM39 133V134H38ZM92 134H95L94 132H91ZM91 133L89 134V135H91ZM95 134V137H98L99 139H100V135L101 134ZM140 133V132H139ZM155 133H157V132H155ZM54 134V133H53ZM60 134V135H59ZM68 133L66 132V134L65 135H67ZM73 134H75V132H73ZM84 134V133H83ZM34 135H38L37 137H39V138H36V139H33V137H34ZM69 135V134H68ZM77 135H79V134H77ZM85 135V134H84ZM98 135V136H97ZM106 135H107V132H106ZM33 136V137H32ZM86 136H88L87 134H86ZM104 137H106V139H107V136H105V135H103ZM103 136H101V137H103ZM143 136V135H142ZM158 136V135H157ZM36 137V136H35ZM67 137H69V136H67ZM76 137H78V136H76L75 135V138ZM90 137H92V136H88V138H90ZM94 137V138H95ZM104 137L103 138H101V140H103L104 139ZM122 137V136H121ZM135 137L136 138H139V137H137V135H135ZM148 137V136H147ZM147 137L145 136V138H144V141L146 140L147 142H148V140H147ZM155 137V136H154ZM161 137V136H160ZM173 137H175V136H173ZM173 137H171V138H173ZM80 138H82V137H80ZM79 138V139H80ZM83 138H85L84 136H83ZM82 138V139H83ZM93 137H92V140L94 141V140H97V138L96 139H94ZM108 138H109V136H108ZM123 138H125V140H127V138H129V137H127L126 138V135L125 136H123ZM157 138V137H156ZM156 138L154 139L155 141H156ZM175 138H177V137H175ZM179 138V137H178ZM64 139H66V137L64 138ZM78 139V138H77ZM113 139H115V138H113ZM112 139V140H113ZM122 139V138H121ZM121 139L119 140V141H121ZM170 139V138H169ZM168 139V140H169ZM174 139V138H173ZM68 140V139H67ZM76 140V139H75ZM91 140V141H92ZM100 140V141H101ZM105 140V139H104ZM104 140H103V142H104ZM137 140V139H136ZM140 140H141V142L143 141L142 139H141V137H140ZM171 140V139H170ZM169 140V142H171ZM176 140H178V139H176ZM62 141H64V140H62ZM69 141V140H68ZM72 141V140H71ZM85 141H87V140H85ZM89 142H90V145H91V141H90V139L88 140ZM88 141H87V143H88ZM106 141V140H105ZM109 141H111V140H109ZM115 141V140H114ZM163 141V140H162ZM161 141V142H162ZM167 141V140H166ZM74 142V141H73ZM103 142H100L101 144L103 143ZM106 142H108V140L106 141ZM112 142V141H111ZM111 142H109L110 144H111ZM123 142V141H122ZM157 142V141H156ZM174 142V141H173ZM186 142V141H185ZM194 142V141H193ZM205 142V141H204ZM61 143V142H60ZM66 143H67V141H66ZM64 144V146L65 145H67V144ZM68 143H70V142H68ZM77 143H79V140L77 141ZM82 143V142H81ZM85 143V142H84ZM97 143H98V140H97ZM97 143H94V144H97ZM118 143V142H117ZM150 143H152V141L150 142ZM149 143V144H150ZM155 143V142H154ZM206 143V142H205ZM71 144V143H70ZM101 144H99L101 147H102V145ZM107 145H108V143H106ZM109 144V145H110ZM113 144H116V142L115 143H113ZM113 144H111L110 145V147L111 146H114ZM137 144V143H136ZM140 144H142V143H140ZM182 144V143H181ZM180 144V145H181ZM187 144V143H186ZM194 144H195V142H194ZM54 145H56V143H54ZM63 145V144H62ZM73 145H75V143H73ZM72 144H71V146H73ZM80 145V144H79ZM99 145H98V147H99ZM108 145V146H109ZM118 145H120V144H118ZM157 145V144H156ZM164 145V144H163ZM163 145H161V146H163ZM183 145V144H182ZM190 145V144H189ZM191 145H192V142H191ZM70 146V145H69ZM68 146V147H69ZM70 146V147H71ZM134 145H132V147H133ZM140 146V145H139ZM145 146H147V144L145 143V145H144V147ZM155 146V145H154ZM170 146V145H169ZM185 146V145H184ZM59 147V149L61 150V147L60 146H58ZM66 147V146H65ZM69 147V148H70ZM82 147V146H81ZM84 147V146H83ZM106 146H103L102 148H105ZM136 147V146H135ZM135 147H133V148H135ZM148 147H151V144H150V146H148ZM147 147V148H148ZM174 147V146H173ZM178 147V146H177ZM186 147L188 148V146L186 145L185 146V149H186ZM190 147V146H189ZM198 147V146H197ZM203 147H204V143H203ZM54 148V147H53ZM67 148V147H66ZM89 148V147H88ZM92 148V147H91ZM94 148V147H93ZM107 148H109V147H107ZM114 148V147H113ZM164 148V147H163ZM162 148V149H163ZM191 148V147H190ZM52 149V148H51ZM57 149V148H56ZM59 149H58V151H59ZM63 150H64V147L62 148ZM68 149V148H67ZM67 149H65V150H67ZM72 148H70V149H68L69 151L71 150ZM74 149H75V147H74ZM96 149H97V146H96ZM106 149V148H105ZM115 149V148H114ZM124 149V148H123ZM149 149H151V148H149ZM165 149V148H164ZM181 149V148H180ZM183 149H184V147H183ZM189 149V148H188ZM194 149V148H193ZM193 149H190V150H193ZM199 149V148H198ZM80 150V149H79ZM95 150V149H94ZM98 150V149H97ZM145 150H146V148H145ZM155 150H156V148H155ZM168 150V149H167ZM166 150V151H167ZM171 150V149H170ZM173 150H175V149H173ZM201 150V149H200ZM200 150L198 151L197 149H196V154L197 155H195V153H193L194 151H190L191 153H189V155H191L192 154V160H194V164L197 162V160L200 158V160H198L199 162H202V165H205V166H207L208 164H210L211 165V163H210V161H211V158H210V161H207L204 157H203V155H201L202 154V152L200 153ZM203 151H205L204 149H202ZM72 151H73V149H72ZM71 151V152H72ZM84 151H86V150H84ZM90 151V150H89ZM92 151V150H91ZM90 151V152H91ZM118 151V150H117ZM147 151H149V150H147ZM160 151H162V150H160ZM165 151V152H166ZM181 151V150H180ZM187 150H185V152H186ZM49 152V153H48ZM60 152V151H59ZM70 152V153H71ZM75 152V151H74ZM77 152V151H76ZM90 152H89V154H90ZM112 152V151H111ZM174 152V151H173ZM185 152L182 150V152H180V156H178V154H177V156H178V159L179 158H182L183 157V159H184V157H187V155L188 154H186L185 155ZM198 152V153H197ZM206 152H209V149H208V151H207V149H206V151L204 152V153H206ZM57 153V152H56ZM61 153H62V151H61ZM66 153V152H65ZM65 153H64V155H65ZM77 153H79L80 154V152H77ZM148 153V152H147ZM150 153V152H149ZM148 153V154H149ZM160 152H158V154H159ZM171 153H172V151H171ZM171 153L169 154V152H167V154L169 155V156H171ZM178 153V152H177ZM187 153H188V151H187ZM203 153V154H204ZM58 154V153H57ZM81 154H82V152H81ZM88 154V153H87ZM91 154H92V152H91ZM141 154V153H140ZM151 154V153H150ZM161 154L163 155L164 154V152H161ZM198 154L200 155L199 156V158L197 159V160H195L196 158H197V156H198ZM207 154L208 153H206V154H204V155H206L207 156ZM76 155V154H75ZM105 155V154H104ZM153 155V154H152ZM152 155H149V156H151L152 157ZM157 155V154H156ZM166 155V154H165ZM164 155V156H165ZM173 155V154H172ZM209 155H211V151L209 152ZM221 155V154H220ZM53 156H54V154H53ZM61 156V155H60ZM60 156H58L59 158H60ZM79 156V155H78ZM91 156V155H90ZM158 156V155H157ZM160 156L161 155H159L158 157L160 158ZM167 156V155H166ZM174 156H176V155H174ZM196 156V157H195ZM212 156H215V154L214 155H212ZM52 157V156H51ZM62 157H63V155H62ZM72 157H74V154H72ZM75 157H77V156H75ZM85 157V156H84ZM109 157V156H108ZM134 157H136V156H134ZM145 157V156H144ZM154 157V156H153ZM152 157V158H153ZM172 157V156H171ZM191 157V156H190ZM189 157V158H190ZM49 158V157H48ZM53 158V157H52ZM67 158V156H65V159ZM141 158V156H139V159ZM162 158H163V156H162ZM195 158V159H194ZM203 158V159H202ZM213 158V157H212ZM221 158V157H220ZM134 159V158H133ZM137 159V158H136ZM143 159V158H142ZM145 159V158H144ZM165 159V160H164ZM163 160L164 161H166L165 163H171V164H173L172 163V161L173 162H175V160L177 159H175V158H173L174 160H172V161H170L171 159H170V157L168 158V159H170V160H166V158H164ZM177 159V160H178ZM186 159H188V158H186ZM209 159V158H208ZM67 160V159H66ZM149 160H151L150 158H149ZM156 161L158 160V159H155ZM161 160V159H160ZM160 160H158V164L160 165L159 167L161 168V169H164L163 167H164V164H161V161ZM176 160V162H178ZM185 160V159H184ZM203 160H205V162H206V164H204L205 162H203ZM217 160V162H218V160H220V159H216ZM56 161H58V160H56ZM61 161V160H60ZM63 162H64V159L62 160ZM68 161H69V159H68ZM67 161V162H68ZM71 161V160H70ZM69 161V162H70ZM123 161V160H122ZM168 161V162H167ZM62 162V163H63ZM66 162V161H65ZM68 162V163H69ZM77 162V161H76ZM104 162V161H103ZM133 162V161H132ZM135 162H139V160L138 161H135ZM175 162V164H179L180 165V162L179 163H176ZM183 162V161H182ZM181 162V166L180 167H183L185 164L184 163H182ZM191 162V163H192ZM44 163V162H43ZM42 163V164H43ZM47 163H49V162H47ZM78 163V162H77ZM140 163V162H139ZM145 163V162H144ZM147 163H149V162H147ZM164 163V162H163ZM219 163V162H218ZM227 163H228V161H227ZM55 164V163H54ZM184 164V165H183ZM220 164H221V161H220ZM219 164V165H220ZM223 164V163H222ZM224 164H226V163H224ZM63 165H64V163H63ZM72 164L70 163V166H71ZM157 165V164H156ZM161 165H163V166H161ZM166 165H168V164H166ZM170 165V164H169ZM189 164H187L186 166H188ZM191 165V164H190ZM228 165V164H227ZM226 165V167H229V166H227ZM234 165V164H233ZM51 166H53V165H51ZM68 166V165H67ZM66 166V167H67ZM99 166H101V165H99ZM145 166V165H144ZM154 166V165H153ZM171 166V165H170ZM169 166V167H170ZM193 166V165H192ZM205 166H204V168L202 169V170H205V171H208L207 170V167L205 168ZM209 166V165H208ZM69 167V166H68ZM83 167V166H82ZM85 167V166H84ZM93 167V166H92ZM97 167V166H96ZM102 167V166H101ZM107 167V166H106ZM119 167V166H118ZM136 167V166H135ZM141 167V166H140ZM159 167H157V169H158V172L161 170H159ZM168 167V166H167ZM169 167H168V169H169ZM177 167V166H176ZM180 167H179V169H180ZM194 167V166H193ZM222 167L223 168H225L223 165H222ZM36 168V169H35ZM147 168V167H146ZM174 168H175V166H174ZM195 168V167H194ZM218 168V167H217ZM255 168V167H254ZM41 169V168H40ZM40 169H38V170H40ZM76 168H74V170H75ZM95 169V168H94ZM152 169V168H151ZM154 169V168H153ZM184 169H188V168H184ZM183 169V170H184ZM220 169H221V167H220ZM228 169V168H227ZM226 168H225V171L227 170ZM230 169V168H229ZM42 170V169H41ZM51 170V169H50ZM67 170H69V169H67ZM73 170V169H72ZM166 170V169H165ZM170 170V169H169ZM182 170V169H181ZM180 170V171H181ZM182 170V174L183 175H181V176H185V177H187L186 175L188 174V173H185L186 171H183ZM193 170H195V169H193ZM193 170H192V172H193ZM218 173H219V171H218V169H215ZM43 171V170H42ZM83 171V170H82ZM157 171V170H156ZM173 171V170H172ZM190 171V170H189ZM200 171H201V169H200ZM215 171V172H216ZM221 171V170H220ZM222 171H224V170H222ZM229 171V170H228ZM244 171H245V169H244ZM243 171V172H244ZM158 172H156V173H158ZM161 172H163L162 170L160 171V173ZM185 173V175H184V173ZM202 172H204V171H201V173ZM209 172V173H208ZM208 172H205L204 173V177H205V175H210L211 173L210 172H214L213 170L211 171L210 169H209V171ZM230 172H231V170H230ZM246 172V171H245ZM251 172V171H250ZM167 173V172H166ZM190 173V172H189ZM195 173V172H194ZM193 173V174H194ZM201 173H199V174H201ZM227 173V172H226ZM225 173V174H226ZM229 173V172H228ZM237 173V172H236ZM241 173H242V170H241ZM238 174V176H237V174H236V176H237V180L238 179H241V178H238V177H240V175L242 176V174ZM247 173H248V171H247ZM74 174V173H73ZM193 174H191L190 173V175L193 177L194 175ZM198 174V175H199ZM203 174V173H202ZM212 174H214V173H212ZM221 174V173H220ZM249 174L250 173H248V177H246L245 176V178H246V180L244 179V178H242L243 180H236L235 178V180H236V183H233V184H231L232 186H234V187H231V188H233V190H235V191H238V192H240V191H244V193L245 192H252V193H250V194H252L253 195V198H254V195L256 194V193H258L259 194V196H256L255 197V200H253V201H255V202H253V201H251V203L253 204L252 206H249L250 205V203L247 205V206H249L250 208H252V207H254V208H256L255 209V212H252L251 214L252 215H248L249 216V221L248 220H245L246 218H248L247 216H245L244 218H242L241 217V221H242V223L243 224H245V225H243L242 224V229L240 230L241 232H243V230H245L244 229V227L245 226H248L249 228H251V227H253V228H255V226H256V228L254 229V231H261V233H264V200H263V197L262 196H260V195H262V194H264V187H263V193L259 190H255V191H252L253 189H255V188H258V186L260 185V186H262L261 184H259V183H261V182H256L257 183V185H256V183H255V185L257 186V187H254V182L256 181V180H253L254 182H252V181H250V180H248V181H250V184H251V186H253V187H251L250 185H248L247 186V178H251V180H252V178H253V176L252 177H249ZM255 174V173H254ZM69 175V176H68ZM154 175V174H153ZM165 175V174H164ZM167 175H169V174H167ZM217 175V174H216ZM221 175H223V174H221ZM232 175V174H231ZM234 175V174H233ZM233 175L231 176V177H233ZM73 176V175H72ZM85 176V175H84ZM147 176V175H146ZM180 176V177H181ZM188 176H189V174H188ZM191 176H189V177H191ZM219 176V175H218ZM224 176V175H223ZM235 176V175H234ZM256 176L257 175H255L254 176V178H256ZM76 177V176H75ZM149 177V176H148ZM166 177V176H165ZM168 177V176H167ZM174 177V176H173ZM191 177V178H192ZM211 176H209L208 178H210ZM217 177V176H216ZM9 178V179H8ZM145 178H147V177H145ZM144 178V179H145ZM184 178V177H183ZM188 178V177H187ZM218 178V177H217ZM226 178V177H225ZM148 179V178H147ZM167 179V178H166ZM173 179V178H172ZM181 179H182V177H181ZM181 179H179V177H178V180H180L181 182H182V180ZM186 179V178H185ZM184 179V180H185ZM213 179H216V178H213ZM211 180V181H213L214 182V180ZM234 179H229L228 180V186H229V181L230 180H232L231 182H235V180ZM150 180V179H149ZM154 180V179H153ZM164 180V179H163ZM177 180V181H178ZM194 180H197V177L196 178H194ZM226 180V179H225ZM224 180V181H225ZM234 180V181H233ZM142 181H144V180H142ZM152 181V180H151ZM180 181H178V182H180ZM219 181V183H218V185L220 184V182L222 181V179H221V181L220 180H218ZM217 181V179H216V182H218ZM224 181H222L221 182V184L224 182ZM241 181H243V182H241ZM145 182V181H144ZM176 182V181H175ZM226 182V181H225ZM237 182L239 183L238 185L240 186V187H242V188H244L243 190H242V188H238L237 186ZM245 182V184L244 185H242V183H244ZM252 182V183H251ZM143 183V182H142ZM177 183V182H176ZM184 183H186V182H184ZM145 184H146V182H145ZM145 184H143V185H145ZM153 184V183H152ZM213 184H216L215 182L213 183ZM221 184L219 185V188H220V186H221ZM226 184V183H225ZM227 184L226 185H224V183H223V185H222V189H223V186L224 187H226L227 188ZM235 184H236V188H238V189H240V190H238V189H234L235 188ZM253 184V185H252ZM230 185V186H231ZM247 187H249V188H245L246 186ZM214 186V185H213ZM11 187V186H10ZM150 187V188H149ZM215 187L217 188L218 186H216L215 185ZM219 188H217L216 190V192H218L220 189ZM225 188V189H226ZM230 188V189H231ZM253 188V189H252ZM262 188V187H261ZM215 188H213V190H214ZM230 189H228V190H230ZM246 189V190H245ZM247 189H249V190H247ZM10 190H11V188H10ZM143 190H149L151 193H152V197L151 198H149V199H142V198H144V196L142 195V198H141V194H142V191ZM212 190V191H213ZM224 190V189H223ZM232 189H231V191H229L230 193H234L235 191H233ZM12 191V190H11ZM17 192V191H16ZM144 192V191H143ZM214 192H215V190H214ZM214 192H211V193H213L214 194ZM220 192V191H219ZM249 192H248V194H249ZM254 192V193H253ZM256 192V193H255ZM2 193V192H1ZM0 193V194H1ZM6 193H3V195L4 194H6ZM144 194V193H143ZM150 194V193H149ZM148 194V195H149ZM228 195H230L229 193H227ZM2 195V194H1ZM145 196L147 195V194H144ZM209 195L211 196V194H210V192H209ZM209 195H208V197H209ZM217 196H219V197H217ZM264 196V195H263ZM199 197V198H198ZM205 197V196H204ZM207 197V196H206ZM228 197L229 196H225V200H226V202H228L229 204H230V202L227 200L228 199ZM257 197H261V198H259L260 200L262 199V201H261V203H260V200H259V203H257V201H258V199H257ZM3 197L1 196L0 197V199H2ZM196 199V198H198V200H201V202H199V203H202V204H199V205H197V203H194L193 201H194V199ZM217 198V199H216ZM227 198V199H226ZM230 198V197H229ZM6 200H8L7 201V203L8 204H6ZM1 201V200H0ZM204 201L205 202H207V204L206 203H204ZM69 203H71L70 205H72L73 204V206L74 207H72L73 209L71 210V209H69V211L71 210V213H72V216L73 217H71L67 212H69L68 211V205H69ZM213 203H214V201H213ZM228 203L227 204H224L223 205V207L225 206V205H228ZM208 204H210V206L208 205ZM256 204V205H255ZM201 205L202 206H204L205 205V207H206V209L207 210H205V207H201ZM207 205V206H206ZM215 205V204H214ZM215 205V206H216ZM231 205H232V203H231ZM209 206V208H207ZM218 206V205H217ZM246 206V207H247ZM70 207V208H71ZM195 207H198V208H196L197 209V212L198 213H202L201 215H202V217L204 216L203 214L204 213H206V212H204V210L205 211H207L208 213V215L207 216H209V218L211 217V221H207L204 225L202 224V221L200 220V216L201 215H199V217H197V218H195L197 215L196 214H193L192 216L194 217H192L190 214V212H191V210L193 209V208H195ZM199 207H200V209H199ZM220 207H222V206H220ZM249 207H247V209L249 208ZM204 208V209H203ZM213 207H211V209H212ZM196 209H194L195 211H196ZM202 209H203V212H202ZM221 209V208H220ZM220 209H219V211H220ZM225 209V208H224ZM230 209V208H229ZM200 212H199V211ZM218 210V209H217ZM226 211L228 210V209H225ZM231 210V209H230ZM229 210V211H230ZM219 211H217V212H219ZM229 211H227V215L226 216H231V215H229ZM250 212L252 211L251 209L249 210ZM6 212H7V215H6ZM74 212V213H73ZM194 212V211H193ZM196 212V213H197ZM1 213V212H0ZM216 213V212H215ZM5 215V216H4ZM108 215V216H109ZM196 215V216H195ZM221 216V215H220ZM235 216V215H234ZM237 216V215H236ZM116 217H117V215H116ZM201 217V218H202ZM216 217V216H215ZM239 217V216H238ZM237 217V218H238ZM206 218V220H207V217L205 216L204 217V219ZM220 217L218 216V219H219ZM222 218H225L224 216L222 217L221 216V220H222ZM231 219H232V221H233V218L232 217H230ZM230 218H227L226 217V219H229V222H231V220H230ZM116 219H118V218H115V221L117 222V220ZM235 219V218H234ZM74 220V221H73ZM110 219H108V221H109ZM114 220H113V222H115ZM120 221V220H119ZM218 221H220V220H218ZM217 221V222H218ZM222 221H225L224 219L222 220ZM235 221V220H234ZM237 221V220H236ZM240 221V220H239ZM240 221V222H241ZM246 221H248V222H246ZM250 221H255V223L254 222H250ZM107 222V221H106ZM105 222V223H106ZM112 221L111 222H108V224L110 225L111 223H113ZM205 222V221H204ZM203 222V223H204ZM212 222V223H211ZM221 222V221H220ZM220 222H218V223H220ZM239 222V223H240ZM246 222V223H245ZM71 223V224H72ZM104 223V224H105ZM216 223V222H215ZM226 223H228V220H227V222L225 221V222H221V226H222V224H223V226L222 227H224V228H221V227H219L220 225H218L217 226V223H216V225L215 226H217V227H219V228H221L222 229V232H220L221 233V236H223L222 235V233L225 231L226 232V228H225V226H224V224H226ZM251 225L252 223H254V224H252L251 225V227H250V225ZM77 224V223H76ZM81 224V223H80ZM233 225H234V223H232ZM231 224V225H232ZM256 224V225H255ZM73 226H75L74 225V223L72 224ZM230 224L229 225H226L227 227H229V226H231ZM235 225L237 226L238 225V223H235ZM234 225V226H235ZM72 226V227H73ZM81 226V225H80ZM103 226V225H102ZM101 226V227H102ZM117 226V225H116ZM118 226H117V229H118ZM241 226V225H240ZM97 227H96V229H97ZM104 227V226H103ZM107 228H103V230L102 231H104L105 229H107V231H109V232H107L106 230V233L107 234H114L112 231L113 230H116L115 228H112L113 230H111L110 229V227H112V226H110L109 228H108V226H106ZM218 228V229H219ZM230 228V227H229ZM228 228V229H229ZM237 228V227H236ZM246 228V227H245ZM259 230H258V229ZM79 229H80V227H79ZM79 229H76V231H78ZM98 229H99V227H98ZM97 229V230H98ZM215 231H214V230ZM223 229H224V231H223ZM239 229V228H238ZM257 229V230H256ZM95 230V229H94ZM251 230H252V228H251ZM105 231H104V233H105ZM231 231V230H230ZM253 231V230H252ZM91 233H96L97 231L95 230L94 232H93V230L92 231H90ZM256 232V233H257ZM78 233H82V231L80 230ZM89 233V232H88ZM118 233V232H117ZM216 233V234H215ZM74 234H76V233H73V236H74ZM85 234V233H84ZM188 234H190V235H188ZM227 234L230 236V234H229V230L227 231ZM78 235L79 234H76L75 236H77L76 237V239H79V237H78ZM81 235V234H80ZM79 235V236H80ZM95 235V234H94ZM100 235H102V233L101 232H99L98 233V236H99V238H102ZM115 235V234H114ZM185 235H187V236H185ZM213 235V234H212ZM213 235V236H214ZM217 235H216V239L214 238V239H212L211 241H217L218 242V239H221L220 237H218L217 238ZM225 235H226V233H225ZM254 235V234H253ZM261 235V234H260ZM259 234H258V236H260ZM74 236V237H75ZM85 236H86V238L88 237V240L90 239V238H92V236H93V234H92V236H90V238H89V236L87 235V234H85ZM238 236V235H237ZM237 236H236V239L235 240H237ZM263 236H264V234H263ZM54 238L55 240H54V242H53V244H52V242L50 241V238ZM105 237H107L106 235H105ZM153 237V238H152ZM215 237V236H214ZM256 237V241H255V238H254V236L252 237V238H254V241L255 242H257L258 243V239H259V243H260V239H262V235H261V238H257V236H255ZM44 238H46L47 240L49 239V241H50V245L49 244H47L48 243V241L46 240V239H44ZM70 239H68V237L66 238L67 240L66 241H64V245L66 244V246L69 244V246H70V243L72 242V241H70L71 240V235H70V237H69ZM81 239H82V236L80 237ZM98 238V237H97ZM96 239L97 241H99L100 239ZM104 238V237H103ZM102 238V239H103ZM167 238H169V239H167ZM61 238H59V240H60ZM74 239V238H73ZM95 239H91L90 241H92V242H95L94 240ZM106 240H104V242H103V240H102V242L104 243V245L105 244H107L108 243V241L109 240H107V239H109V238H105ZM166 239V242L164 241V240ZM171 239H173V240H171ZM191 239V238H190ZM193 239V238H192ZM207 239V238H206ZM61 240V241H62ZM68 240L70 241V243H68ZM84 240H86V239H84ZM163 240V241H162ZM187 240H188V238H187ZM225 240H228L227 238L225 239ZM250 240V239H249ZM263 240H264V238H263ZM262 240V241H263ZM73 241H76L75 239L73 240ZM112 241V242H113ZM175 241V240H174ZM179 241V240H178ZM182 241H183V239H182ZM184 241H185V239H184ZM195 241V240H194ZM202 241V240H201ZM220 241V240H219ZM247 241V240H246ZM254 241L252 240L251 242L253 243V244H255V245H253L252 244V246H255V248H256V246L258 245V246H260V244H257V243H254ZM60 241H58V244L59 245H61V243H62V245H63V242H60ZM79 242V241H78ZM105 242H107V243H105ZM148 242V241H147ZM190 242V241H189ZM204 242V241H203ZM210 242V241H209ZM208 242V243H209ZM224 242V241H223ZM235 242V241H234ZM233 242V243H234ZM248 242H250V241H248ZM248 242H246V244L248 243ZM68 243V244H67ZM88 242L87 241H85L84 243H82L81 245H82V247H81V245H79V243H78V245L76 244V242H75V244L78 246V248L79 247H81V248H79L78 250H80L81 249V253L80 254H83L82 253V248L83 249H85V247L83 246V244L85 245H88L87 244ZM91 243V242H90ZM96 243V242H95ZM101 243V242H100ZM180 243V242H179ZM178 243V244H179ZM207 243V242H206ZM215 243V242H214ZM214 243H211V244H214ZM221 245L223 244V245H225L224 243H222V242H219ZM226 243V242H225ZM232 243V244H233ZM55 244H57V243H55ZM54 244V245H55ZM110 244V243H109ZM145 244V243H144ZM149 244V243H148ZM153 244V245H154ZM174 244H176V243H174ZM204 244H205V242H204ZM227 244H228V241H227ZM230 244V243H229ZM231 244V245H232ZM245 243L243 244L244 245V247H246V246H248V245H246ZM250 244V243H249ZM63 245V246H64ZM72 245V244H71ZM100 245V244H99ZM191 245V244H190ZM193 245H195L194 243H193ZM196 245H197V243H196ZM209 245L210 244H208L207 246H208V248H209ZM216 245H217V243H216ZM215 244L213 245V247L214 246H216ZM223 245H222V247H223ZM238 245V244H237ZM246 245V246H245ZM55 246H57V245H55ZM63 246H60L61 248L60 249H63ZM66 246H64V248H69L68 246L66 247ZM170 246H171V244H170ZM170 246H168L167 248H165V247H163V250H162V252L164 251L165 252V254H166V252H167V249H168V251H170L171 252V250H170ZM175 246V245H174ZM173 246V247H174ZM205 246H206V244H205ZM226 246H228V245H226ZM225 246V247H226ZM232 246H234V244L232 245ZM236 246V245H235ZM240 246H241V244H240ZM239 246V247H240ZM72 247V246H71ZM71 247L69 248V249H71ZM100 247H102V246H100ZM162 247V246H161ZM172 247V246H171ZM173 247H172V249H173ZM189 247V246H188ZM221 247V246H220ZM221 247V248H222ZM244 247H243V249H244ZM57 248V247H56ZM74 249H75V247H73ZM109 248H110V246H109ZM160 248V247H159ZM186 248V247H185ZM185 248H183L184 250H185ZM195 248V247H194ZM207 248V247H206ZM207 248V249H208ZM224 248V247H223ZM222 248V249H223ZM232 248V247H231ZM234 248V247H233ZM263 248H264V245H263ZM263 248H260L261 249V251H260V249L257 247V249L256 250H258L259 249V252H260V254L261 253H264V252H262L263 250ZM54 249V248H53ZM58 249V248H57ZM57 249H55V251L57 250ZM73 249V250H74ZM97 249V248H96ZM95 249V250H96ZM101 249V248H100ZM105 249V248H104ZM107 249V248H106ZM125 249V250H124ZM162 249V248H161ZM161 249H160V251H158V250H156V249H153V250H156V251H154L155 252V255H159V254H157V251L159 252V253H161ZM179 249H181L182 250V248H179ZM189 249H190V247H189ZM209 249H211V250H213L212 249V246H210V248ZM227 248H225V250H221V252H220V250H219V252L218 253H220V254H222V252L224 251V253L229 249H227ZM236 249V248H235ZM247 250H248V247L246 248ZM50 250H51V248H50ZM77 249H76V251H78ZM92 250V252H94L93 251V248L91 249ZM91 250H90V252L89 253H91ZM99 250V249H98ZM111 250H114V248H111ZM149 250V249H148ZM147 250V251H148ZM151 250V249H150ZM150 250H149V252H150ZM166 250V251H165ZM174 250V249H173ZM186 250H187V248H186ZM191 250V254H192V250H193V248L192 249H190ZM216 250V249H215ZM230 250V249H229ZM232 250V249H231ZM241 251H243L242 249H240ZM250 250V249H249ZM53 251V250H52ZM51 251V252H52ZM60 251V250H59ZM58 251V252H59ZM100 251V250H99ZM105 252H107V250H104ZM110 251V250H109ZM179 251V250H178ZM194 251H195V249H194ZM208 251V250H207ZM214 251V250H213ZM236 251V250H235ZM238 251V250H237ZM253 251V250H252ZM252 251H248V252H251V253H249V255L250 254H252V255H254V257L256 256H259V255H256V253H254V252H252ZM8 252V253H9ZM54 252V251H53ZM57 252V251H56ZM75 252V251H74ZM78 252H80V251H78ZM103 252V251H102ZM114 252V251H113ZM143 252V251H142ZM185 252H188V251H185ZM197 252V251H196ZM209 252H210V250H209ZM248 252H245V253H248ZM46 253V252H45ZM44 253V254H45ZM61 253V252H60ZM88 252H86V254H87ZM98 253V252H97ZM110 253L111 252H109L108 253V255H110ZM118 253H114V256H116V254L118 255ZM139 253H140V251H137V253H135L137 256H139ZM173 253H174V251H173ZM173 253H171V254H173ZM189 253V252H188ZM194 253V252H193ZM222 254V255H225V254ZM227 253V252H226ZM235 253H237V252H235ZM2 254V253H1ZM4 254H6V253H4ZM35 254V255H36ZM47 254V253H46ZM62 254V253H61ZM85 253L83 254L84 256L86 255ZM102 254V253H101ZM101 254H100V256H101ZM124 254V253H123ZM134 254V253H133ZM142 254V253H141ZM164 254V253H163ZM165 254H164V256H165ZM179 254H180V251H179V253H178V257H179ZM197 254H199V253H197ZM196 254V255H197ZM213 254V253H212ZM211 254V255H212ZM216 254V253H215ZM34 255V254H33ZM39 255H36L37 256V258H38V256ZM51 255V253L49 254V255H47V256H50ZM88 255V254H87ZM105 255V254H104ZM112 255V254H111ZM126 255V254H125ZM131 255V254H130ZM150 255H152V256H154V254H151V252H150ZM149 255V256H150ZM167 255V254H166ZM170 255V254H169ZM168 255V256H169ZM183 255H187L186 253L185 254H183L182 253V255H180L181 257L183 256ZM195 255V254H194ZM193 255V256H194ZM195 255V256H196ZM228 254H226V256H227ZM231 255V254H230ZM230 255H228L229 256V262L230 263H232V262H234L235 260H236V258H238V257H234V261L231 259V257H230ZM234 255H238V254H234ZM1 256H3V254L1 255ZM0 256V257H1ZM5 256V255H4ZM3 256V258H5ZM39 256V257H40ZM46 256V255H45ZM78 256H80L79 255V253H78ZM82 256V255H81ZM113 256V255H112ZM120 256V255H119ZM168 256H167V258H168ZM172 256V255H171ZM170 256V257H171ZM198 256H200V255H198ZM213 256V255H212ZM217 256V255H216ZM216 256H213V257H216ZM225 256V257H226ZM33 256H31V258H32ZM97 257H99V256H97ZM124 257V256H123ZM127 257V256H126ZM131 257L133 258L134 256L133 255H131ZM148 257V256H147ZM151 257V256H150ZM158 258L160 257V255L159 256H157ZM156 256H155V258H157ZM162 257H163V255H162ZM166 257V256H165ZM180 257V258H181ZM184 257V256H183ZM182 257V258H183ZM187 257H188V255H187ZM200 257H202V255L200 256ZM199 257V258H200ZM209 257V256H208ZM207 257V258H208ZM249 257H252V256H249ZM248 257V259H250ZM261 257V256H260ZM3 258H0V263H1V261H3V260H5V259H3ZM35 258V257H34ZM37 258H35V259H31L30 260V262L31 261H34L35 262V260L37 259ZM41 258V257H40ZM39 258V259H40ZM68 257H66L65 258V260L67 259ZM90 258V257H89ZM92 258H94V257H92ZM106 258H109V257H106ZM121 258V257H120ZM137 258V257H136ZM152 258V257H151ZM179 258V259H180ZM181 258V262L183 261V259ZM186 258V257H185ZM191 258V257H190ZM203 258V257H202ZM210 258H211V256H210ZM261 258H263L264 259V257L262 256ZM1 259H3V260H1ZM42 259H43V256H42ZM54 259V258H53ZM63 258H60L59 260H61V261H63L62 260ZM77 259H79V257L77 258L76 257V261H77ZM86 259H87V257H86ZM97 259V258H96ZM117 259V258H116ZM123 259V258H122ZM128 259V258H127ZM127 259H126V262H127ZM142 259V258H141ZM153 260H154V258H152ZM163 259H165V258H163ZM169 259V258H168ZM168 259H166L167 260V262H168ZM176 259H178V258H176ZM197 259H198V257H197ZM209 259V258H208ZM221 259V260H220ZM218 261H219V263L220 262H222L223 260H225V258L222 260V258H220ZM230 259L232 260V261H230ZM252 259V258H251ZM256 259V258H255ZM263 259H261V260H263ZM8 260V259H7ZM41 260V259H40ZM40 260H39V263L41 264V262H40ZM45 260V259H44ZM64 260V261H65ZM71 261H72V258L70 259ZM81 260V259H80ZM83 261L85 260V258H83L82 259ZM92 260V259H91ZM119 260V258L117 259V261H115L116 263L115 264H117V262H119L118 261ZM121 260V259H120ZM130 260V259H129ZM133 260V262H134V259H132ZM153 260H150V261H153ZM156 260H158V259H155L154 261H156ZM162 261V259H159V261ZM187 260H188V258H187ZM186 260V261H187ZM209 260H211V259H209ZM208 260V261H209ZM227 260V259H226ZM225 260V262H228V261H226ZM252 260H254V259H252ZM9 261V260H8ZM37 261V260H36ZM42 261V260H41ZM54 261L55 262H57V263H59V264H61L62 262L61 261H56V259H54ZM82 261V262H83ZM89 261V260H88ZM106 261V260H105ZM105 261H103V263L105 262ZM123 261V260H122ZM137 261V260H136ZM140 261V260H139ZM143 261V260H142ZM180 261V260H179ZM194 262V264H197V261H200V260H191V263L189 262V260H188V263L189 264H193V262ZM204 261V260H203ZM215 261H217L216 259H214V260H211V261H209V263L210 262H212L211 264H213V262H214V264L216 263V264H219V263H217V262H215ZM243 261V260H242ZM245 261V260H244ZM7 262V261H6ZM10 262V261H9ZM28 262L29 261H27L25 264H28ZM30 262H29V264H30ZM34 262H33V264H34ZM45 262L46 261H44V264H45ZM49 262H52L51 260L49 261ZM48 262V263H49ZM78 262V261H77ZM81 262V261H80ZM87 262V261H86ZM124 262H125V257H124ZM129 263H130V261H128ZM178 262V260H176L175 261V264ZM185 262V261H184ZM196 262V263H195ZM202 262V261H201ZM201 262H200V264H201ZM204 262H206L205 264H207L208 262L207 261H204ZM204 262H202V264H204ZM256 262V261H255ZM259 262V261H258ZM263 263H264V261H262ZM262 262H260L261 264H262ZM35 263H38V262H35ZM47 263V262H46ZM64 263V262H63ZM62 263V264H63ZM65 263H69V262H65ZM64 263V264H65ZM72 263V262H71ZM79 263V262H78ZM90 263V262H89ZM97 263V262H96ZM95 263V264H96ZM107 263H109V262H107ZM106 263V264H107ZM111 264H112V262H110ZM144 262H142V264H143ZM145 263H147V262H145ZM149 263V262H148ZM147 263V264H148ZM158 264L159 262L157 261L156 263L155 262H151L150 264ZM166 263V262H165ZM164 263V264H165ZM179 263V262H178ZM177 263V264H178ZM246 264L248 263L249 264V262H248V260H246V262H245ZM244 263V264H245ZM251 264H252V262H250ZM259 263V264H260ZM21 264V263H20ZM43 264V263H42ZM52 264H53V262H52ZM77 264V263H76ZM114 264V263H113ZM120 264H121V262H120ZM136 264V263H135ZM174 264V263H173ZM183 264V263H182ZM185 264V263H184ZM198 264H199V262H198ZM227 264H229V263H227ZM255 264V263H254ZM258 264V263H257Z\"/></svg>",
    "mask_w": 264,
    "mask_h": 264
}]
</instances>
